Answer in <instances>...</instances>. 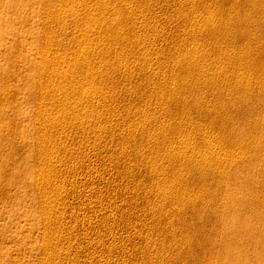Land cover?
I'll use <instances>...</instances> for the list:
<instances>
[{
	"label": "rangeland",
	"instance_id": "rangeland-1",
	"mask_svg": "<svg viewBox=\"0 0 264 264\" xmlns=\"http://www.w3.org/2000/svg\"><path fill=\"white\" fill-rule=\"evenodd\" d=\"M72 1H74V2H72ZM116 1L117 0L113 1L114 2L113 6L115 4L117 7L116 6H114V7L112 6V4L110 3V2H112V0L109 1V2L105 1V2H107V4H106L107 6H109V3H110L111 7L113 8L112 9L109 6L110 10H108L107 9L108 7L107 8L104 7L105 6L104 5L105 4L104 0L103 1H101V0H99V1L98 0H90V1L89 0H85V2H84V0L83 1L79 0V2H78V0H63V1L62 0H57V1L56 0H53V1L52 0H0V264H138V262H139V264H152V263L153 264H178V263L179 264H189V262L192 264L193 261H194L193 264H205V261L206 262L208 261L209 264H230V263L233 264V263H236V262H239L240 264H264L263 263L264 262V221L261 220V219H257L255 216L252 217V218H248V215H247V213H248L247 206L249 207L250 205H252L254 203L253 196L256 193L257 194H260V193L262 194L263 193V195H262L263 202H262L261 205L264 207V191H263V189H264V100H263L264 99V82H263L264 80L263 79L264 78H261V77L258 76V73H259L260 76L263 75V77H264V74H262V73H264V69H263L264 68V55H263L264 54V48L259 49V48H261L262 45H264V30H263L264 29V8H263L264 6H260V3L261 2L264 3V0H253L251 2H250V0H214V1L213 0H210V1L209 0H204V1L203 0H199L200 2L198 0H191V1L190 0H179V1L178 0H157V1L156 0H145V1L142 0L141 3L138 2L139 5L137 3V0H130L132 4H136L135 6H137V8L138 7L141 8L140 7L141 4H145V3L147 4V5H144V7L141 5L142 9H143V12H142V9H141V13H143V14L140 13V11H139L140 9L139 8L137 9L139 11L137 14H140L141 17H144L146 23L150 22V24L147 23V25L148 24L150 25V27H149L150 29L147 28L145 31L144 30L142 31V29L140 27H139V30L135 29V31L138 32V34H139V36H138L139 38H141L143 36V34H145V36L142 39L144 41H146L147 45L145 44L146 47L145 46H143V47L140 46V49H139L140 50V54H138V53L135 54V56H133V58H131L132 56H129L128 59H127V63H125L126 61L123 62V64H124L123 65V69H122L123 71L121 69H119V71H117L118 69H116V68H112V67L110 68V65H112V63L117 62V61L112 62L113 59L115 60V58H113V57L108 58L106 55H103V53H101L102 51H104V48H106L105 46H108V44L105 45L106 41H108V40L105 37H103V38L101 37L102 40L104 39L102 41L103 43L100 42V44H102L101 47H103V48L99 47V49H98V47H97L98 50H95V52L101 53L102 56L100 54H98V53L93 52L92 53L93 56H92V54L90 55V57L92 56L91 58L93 60L91 58L90 59L92 61H96V63L94 62V64H99L100 65V67H98L99 65H95V69L98 67V69H96L95 71L98 74H100V72H101L102 75L101 74L100 75L102 77L100 75H98L94 71L95 75L97 74L98 76L96 75L97 77L95 76V79L92 80L93 85H91L92 84V83H90L91 81H89L88 83L91 85V87L92 86L95 87L96 85L97 86L99 85L98 87L97 86L96 87L98 89V92H102V93H98L97 94L98 96L96 95L97 97H99V99L95 96L96 98H94L95 100L93 99L94 101L91 100L92 102H90V103L89 102L87 103V101H86L87 105H86L85 102H83V103H85V104H83L84 107L88 110V111L87 110H82V112L84 114H86L88 112L87 113L88 115L86 114V116H87L86 118H85V115L83 114L84 115L83 116L82 112L81 111L79 112V110L77 109L76 112L79 115L77 114L78 117L76 119H74L75 117H73L74 116L73 115V113H74L73 109H75V106H73V104L71 102H67V103L66 102H60V106H59V104L57 105V103H54L56 98H54V99L52 98L54 100L52 102V99L49 98V96L47 95L48 93H46L44 95L45 91L46 92L48 91V87H46L48 82H49V84L52 83V82L53 83L55 82L54 84H56L58 82L70 84L71 81H73L74 83L72 82L71 84H76V85L78 84L79 85V83H81V80H80L81 78L80 77L83 75V73H81L82 72L81 69L83 67H81L80 65H77L79 67L73 66V62H72L73 57H71L70 55L73 52V53H75L74 55L76 56L77 48L82 47L81 45H79V43H80L79 40L82 39L83 41H82L81 44H84L87 41L86 39L88 38V36L87 37L81 36L80 35L81 33H79V32L78 33L75 32V34H74V32L72 30L74 29V26H75V24L77 23L78 20L76 21L77 18L76 19L75 18L72 19V16L69 15L70 13H67L68 11L64 12L65 11L64 9L68 8V6H70L69 4H72V3L75 4L76 3L77 5L75 4L76 5L75 9L77 11L79 10L81 12V16L82 17H84V15H86L84 17L85 19L80 16V19L82 18L83 20H85L84 22H86V20L89 19L88 17H90V19L93 20V21H95L94 20L95 18H96L97 21L99 19L101 21L100 16L103 15V13H102L103 11H104V15H105L104 8H106L107 9L106 11H108L106 13H109L111 16L113 15L114 12H116V13H114V15L115 14L119 15L120 13L123 12L122 10H125L128 15H129L128 11H131V10L135 11L133 9V6H131L132 9L130 8L131 10L130 9L126 10L125 5L122 8L121 7V5H123V1L122 0H118L117 2ZM119 1H121V2L118 3ZM230 1H232V3ZM56 2L58 3V5L60 7L57 5ZM95 2H97V4H95ZM235 2L237 3L236 8H234L235 7L234 5L236 4ZM65 3H66L67 7H65ZM67 3H68V5H67ZM101 3H102V5H101ZM152 3H153V5H151ZM203 3H205L207 5H209L211 3L210 6H213V7L218 5L219 8H220V6H223V4L225 3L224 4L225 7L223 6L222 9H225L226 11H228L229 8H233L236 11H239V13H243L244 19L246 18V22H247L246 26L248 24L249 25L248 27L252 28L251 38L250 37L246 38L247 42H248V38H250L249 41L251 40L252 42L250 41V43L247 44V42H245L246 40H245L244 36L238 34L237 39H235V42H234V43H236V42L237 43L234 46H232L233 43H232V45L230 43L229 44L230 47L227 45L228 49L230 48L229 51L233 47L231 52H232L233 55H237V56H235V57H237V59L239 58L238 56H240V58H239V59H241L240 60V65H238L240 68L239 67H233L232 63L230 61V63L228 62V63L224 64L225 67H226V64H227V67L228 66L230 67V68L228 67L230 69V71H229L228 68H225L224 71H223L226 74H228V71H229V73L230 72L231 73L232 72L236 73V71H237L236 84H238V86L242 88L243 85H245L244 83H246L248 85L250 83L249 87H251V88L249 89L248 85H245L244 86L245 90H244V88H242L243 90L242 89L241 90L237 89L238 86L234 82H232L233 84H231V81H229L228 79H227V81L224 80V76H223L224 73L222 72L223 73V75H222V73H221L222 70H220V73H219L220 75L219 76L216 75L217 79H215V80L213 79L212 81L210 79H208L205 84H203L204 83L203 82L201 84V86L198 85L199 89L201 90L200 91L198 89L200 91V95H201V96L200 95L199 96H200L201 101L203 100L202 101L203 102L202 103L203 106H200L199 104H196L197 103L196 101L194 102L195 104L192 102L195 99V98H193L195 96L194 93L198 92L195 89H197L198 87H196V88L192 87L191 83H188V85L184 84V83H186V82H183L184 80H180L179 81V83H181V84L178 87L177 84H179V83L177 81L179 79H181V75L179 74L180 73L179 70L177 71V69L175 68L176 70L174 69L173 73L175 71H176V73H174V74L172 72L170 73L168 71V70H170L169 69L171 67L170 65H174L175 61H172L170 59L168 60L165 57L162 58V56L164 55V53L166 54V52H168L170 50H174V48L179 47V45L181 46L182 44H184L186 42L188 44H190V45H197V46L200 45L201 43L202 44L204 43L203 46H202V47H204V45H205L204 48L208 47V43L207 42H209V41L212 42V41L216 40L217 38H218L217 41H219V43H220L221 36L220 37L216 36L217 38L214 39L215 35H213L214 37L211 36L213 38V40H212V38L209 37L208 35L205 37L204 35H206V34L200 35V40H202V41L204 40V41L203 42H199L198 41L200 43L199 44V43L196 42L195 39H193V37L190 38L189 35L186 34L187 33L186 31L189 30V28L191 27V24H190L191 21H190V18H188V17H191V15H193L195 13L197 15L198 13L203 12V8H202V6L204 5ZM215 3H218V4H216L215 6L212 5V4H215ZM84 4L85 5L91 4V6L87 5L88 6L87 7ZM118 4L120 5V7H119ZM95 5H97V6H95ZM226 5L228 6V10L226 9L227 8ZM83 6H85V7H83ZM89 6H90V8H89ZM146 6H148L149 9H148V7L146 8ZM152 6H154L155 9H154V7L152 8ZM57 7L63 9L64 11L59 9V8H57ZM96 8H98L100 11L97 10ZM102 8H103V10H102ZM144 8H146V9L144 10ZM217 8L218 7L216 6V10H217ZM240 8H241V10H240ZM245 8H247L246 11L244 10ZM56 9H57V13H60V12L61 13L60 14L55 13ZM135 9H136V7H135ZM58 10H59V12H58ZM83 10H85V11L87 10V11L85 12ZM243 10H244V12H243ZM62 11L64 13H62ZM226 11L222 13V16L229 13V12H226ZM90 12L94 16L91 15ZM97 12H99V13H97ZM124 12H123V14H126V12L125 13ZM214 12L217 13V11H214ZM219 12H221V10L218 11V13ZM185 13L187 14V17L185 15ZM52 14H53V16H52ZM63 14H65V15H63ZM89 14H90V16H89ZM188 14H190V15H188ZM220 14H216L217 17L220 16ZM57 15H59V16H57ZM60 15L62 16L61 19H64V20H60L59 19V17H61ZM145 15H148V16H145ZM54 17L57 20H59V21L54 19ZM48 18H49V20H48ZM97 18H99V19H97ZM157 18H158V20H157ZM65 19H66V21H65ZM82 19H81V21H78V24L75 27V29H77L78 27H79L78 29L83 28L82 26L80 27V25L81 24L83 25V23H84ZM142 19H140V20H142ZM53 20H55V22L56 21L57 22L55 23ZM60 21L62 23H60ZM100 21H98L97 23H100ZM127 22L130 24L131 20H128ZM183 22H184V24H183ZM57 23H59L60 26ZM185 23L186 24L188 23V24L185 25ZM101 24H102V22H101ZM102 25L103 26H100L99 29H102V27L104 28V23ZM197 25L199 26L200 22L195 24L196 27H198ZM187 26H188V29L186 28ZM62 27L65 30L61 29ZM127 27H128V25H127ZM157 27H158V29H157L158 31L156 30ZM253 27H254V29H253ZM58 29H60V31ZM128 32H127V34H125L126 37L127 36L129 37V33L130 32L129 33ZM50 33H51V36L53 38L50 36ZM82 35H84V34H82ZM93 35H95V33L92 34L90 37H92ZM23 36H24V38H22ZM96 36H93L91 39H93L95 37L94 38L95 40L97 38H98L97 40H100V38L99 37L96 38ZM45 37L46 38L50 37L49 40H50L51 43L47 42L49 40H48V38L46 40ZM72 37L73 38L76 37L75 40H77V41L75 42V40H73ZM149 37H150V39H149ZM187 37H188V39H187ZM206 38H207V40H206ZM222 38H223V36H222ZM258 38H259V40H258ZM56 39H58L59 41L56 40ZM190 39H191V41H189ZM222 40L224 41L225 37ZM222 40H221L220 44L224 43ZM130 41L131 40H129V42H128V40L124 41V43L125 42L128 43V46H127V43H125V45L128 48L126 46H124V45L123 46L121 45V49L123 47H125L121 51L124 50L126 52L131 47V44L133 45V42H130ZM260 41H261V45L259 47ZM44 42L46 43L45 46L43 45V44H45ZM73 42H75L76 44L73 43ZM151 42L154 44V46H153V44ZM53 43H54V45H52ZM75 45H77L79 47H75ZM148 45H150V46L148 47ZM171 46H173L174 48H171ZM237 46H238V48H237ZM249 46H250V48H249ZM45 47H46L45 51L46 50H47V52L49 51L48 53H50L52 56L50 54H48V53H47L48 57L44 56V52L45 51L43 49ZM52 47H54V48H52ZM147 47L149 49H147ZM154 47L156 49H154ZM223 47H225L224 44H223ZM227 47H225V51H226ZM41 48H42V50H41ZM51 48H52V50H51ZM71 48H73L74 51ZM143 48L146 49V50L144 51ZM151 48H153L154 51ZM150 49H151V51H149ZM100 50H102V51H100ZM119 50H120V48H119ZM166 50H168V51H166ZM236 50H237V52H236ZM243 50H245L244 53L245 52L247 53V51H248L249 55L248 54L244 55ZM38 51H39V53H37ZM53 51H54V54H52ZM57 51L60 52L59 54H61V56L58 54ZM147 51H148V53H150L152 51L155 52V53L157 51H159V53L161 52L160 54H162V55H160L158 52H157V55H159L161 57V59H163V60H161V61L159 60L160 61L159 62V61H157L154 58L155 61L154 60L150 61L151 63H149V62H146V63L145 62H141V61H143L142 58L144 57V55L145 54L148 55ZM61 52L65 53V54H62ZM153 52L150 53L151 58L154 57V55H152ZM67 53H70L69 56L67 55ZM237 53H239V54H237ZM242 54H243V56H242ZM57 55H59L58 58L56 57ZM74 55H72V56H74ZM138 55H139V57H138ZM141 55H143V57ZM258 55L260 56V58H259ZM42 56H43V58H42ZM49 56H51L52 58L49 57ZM95 56H98L99 59H98V57L95 58ZM150 56H149V58H150ZM45 57H47L46 60L48 59L47 60L48 64L45 63V61H46V60H44ZM53 57H54V59H53ZM69 57H71L72 59H70ZM136 57H137V60H135ZM56 58H57V61H56ZM40 59H42V61ZM61 59H63V60L67 59L68 62L70 61L72 63L69 62L70 63L69 64L66 60H65L66 61L65 62V61H62ZM61 61L65 62V63H67L69 65H67L65 63L63 64ZM100 61H101L102 64L97 63V62H100ZM110 61L112 63H110ZM130 61H132V64L130 63ZM156 61H157V63H156ZM39 62H40V64H39ZM103 62H105V64H103ZM134 62H135V66H137V67L133 66ZM139 62H140V64H139ZM161 62L166 64L165 66L169 67V68L163 67L164 64H162ZM128 63L130 65H132L133 68ZM137 63H138L139 66L137 65ZM141 63L143 64V67H145L147 65L146 66V70H143V71H144V73L148 72V74H144L143 71H141V69H145V68L142 67ZM167 64L169 66H167ZM230 64H231L232 67L230 66ZM258 64L262 65L263 68H261V66H259ZM47 65H49V66H47ZM51 65H53V66H51ZM61 65L63 66V68L60 67ZM102 65H104V68H103ZM106 65H107V68L105 67ZM149 65H150V67H148ZM152 65L155 66V67L154 66L153 67L157 71L152 67ZM160 65H161V67H160ZM39 66L41 67V69H40ZM158 66H159V68H158ZM44 67H46L47 70ZM69 67H71V68H69ZM74 67H76V68H74ZM140 67H142V68H140ZM151 67H152V69H150ZM67 68H69V69H67ZM85 68L86 67L83 68V72L86 70ZM101 68H103L104 70H106L108 72L104 71ZM126 68H128L127 71H126ZM148 68H149L150 71L148 70ZM161 68H162V71H160ZM234 68H236V69H234ZM48 69H50L49 72H48ZM58 69L61 72H65V73H68V71H69V74L71 76L68 77V79H65L66 77H59L60 79L62 78L61 80L58 79V77L53 78L52 75L47 77L49 75V73L52 72V70L56 71ZM99 69L102 70V71H98ZM107 69H109V70H107ZM114 69L116 71H114ZM164 69L165 70L168 69V70L165 71ZM226 69H227V71H225ZM246 69H250V71L248 70L249 71L248 74H246L247 73ZM260 69H261V71H260ZM262 69H263V71H262ZM120 70H121V72H120ZM234 70H236V71H234ZM109 71H110L111 74L113 72H115V73L111 75V74H109ZM130 71H131L132 74L129 73ZM241 71H242V73H240ZM243 71H244V73H243ZM72 72H73V76L71 74ZM117 72H119V73L117 74ZM153 72H154L155 75L152 74ZM159 72H161V73H159ZM162 72L164 73V75H161ZM103 73L106 74V75H103ZM123 73H125L127 75L125 76V74H123ZM150 73H151V76H150ZM177 73H178V75H176ZM108 74H109V76H108ZM168 74H171V75H168ZM172 74L176 75V76H174V77H176V78H174V79H176V81L174 80L175 84L172 82L171 79H168V77L172 76ZM240 74H241V76H239ZM242 74L244 75L245 78H243ZM245 74H246V76H245ZM250 74L252 75V77H251ZM37 75L40 76V77H38ZM147 75H149V76H147ZM156 75L159 76V77H157ZM165 75H166V77H164ZM191 75L195 76L194 74H191ZM75 76H76V78H75ZM127 76H128V78H127ZM143 76H145L144 78H149V77H151V78H149V80H148V79L142 78ZM98 77L100 79L105 77V79L104 78L103 79L106 80V81H102V79L100 80ZM123 77H125V78H123ZM152 77H154L153 78L154 80H152ZM177 77H179V78H177ZM238 77H239V79L241 77L243 79L241 78L240 79L241 81H240L238 79ZM248 77H250V79ZM51 78L53 80L54 79L55 80L53 81ZM97 78H98V80H97ZM117 78H118V80H117ZM156 78H158L159 80H157ZM166 78H167V80H165ZM251 78L253 79V81H252ZM50 79H51V82H50ZM56 79H58L59 81H57ZM77 79H78V81L80 80V82H76ZM163 79L165 80L164 83H163V81H161ZM188 79H189V77H188ZM219 79H221L222 81H225V82L219 83V82H221ZM259 79H261V80H259ZM43 80H44V83H43ZM45 80L48 81V82L46 83ZM62 80H63V82H62ZM242 80H243L244 83L242 82ZM247 80L249 81V83H247L248 82ZM38 81L40 82V84H39ZM149 81H151V83L153 82L152 85H151V83ZM170 81L173 83V87L175 85L174 89L171 87L172 83ZM188 81H190V79ZM208 81H209V83H208ZM213 81H214V83H212ZM114 82H116V83L114 84ZM123 82H124V84H123ZM140 82H141V84H140ZM154 82H155V84L157 83L155 85L156 86L155 89H154V87H155L154 86ZM158 82H160V83L158 84ZM166 82L168 84H170V85H168ZM255 82L257 84H255ZM260 82H262V84H259ZM88 83H85V84H88ZM144 83H146V84H144ZM147 83L150 84V88L152 86V89L148 88L149 86L146 87V85H149ZM162 83L164 85H162ZM218 83H219V85H218ZM252 83H253V85H251ZM165 84L168 85V86H165ZM183 84L186 85V86H183ZM189 84H190V86H189ZM76 85H74V86H76ZM88 85H87V87H88ZM118 85H120V86H118ZM158 85L160 86V88L162 86V88L161 89L158 88L159 87ZM224 85H229V86L232 85V86H230V87L227 86L228 87L227 88ZM33 86H34V88H33ZM108 86L110 88L111 87H113V88L116 87L115 88L116 91H114L113 88L110 89ZM142 86H143V89H142ZM36 87H37V89H36ZM107 87H108V90H107ZM163 87H165V88L168 87V88L165 89ZM169 87H170V91L172 90V92H170V93H172V94H170L171 96L167 95L168 96L167 97L165 95V93H164L165 96H162L163 95V90L165 89L164 91H166L167 89H169ZM180 87H182V88L184 87V88L181 89ZM217 87H219V88H217ZM102 88H104V89H102ZM117 88H118V90H117ZM123 88H125V90ZM178 88H180V89H178ZM42 89H44V90H42ZM99 89H101V91ZM186 89H187V91H186ZM227 89H228V91H227ZM233 89H234V91H233ZM181 90H182V92H181ZM236 90H238V91H236ZM119 91H120V93L118 94ZM156 91H158V93L159 92L160 93L157 94ZM39 92L42 93V94H40ZM67 92H70V91L68 90ZM125 92H126V94H125ZM149 92L150 93L152 92V95ZM174 92H175V94H174ZM177 92H179L181 94H179ZM110 93L111 94L114 93L113 96ZM224 93H226V94H224ZM101 94H103L104 96H102ZM143 94H145L146 98L144 97ZM160 94H162V95H160ZM190 94L191 95L193 94V96L191 97ZM67 95H68V93H67ZM108 95H109V97H107ZM154 95L156 97L158 96L157 97L158 99ZM173 95H175V96L172 98ZM178 95H180L181 97H179ZM123 96L124 97L126 96L125 99H124ZM37 98L40 99V100H38ZM164 98H165V101H167V102L164 101ZM167 98H169V99H167ZM187 98H188V100H187ZM96 99L97 100H101V101H97ZM128 99H130V101ZM107 100H108V102H107ZM131 100L133 101V103H132ZM146 100H148V101H146ZM168 100H170V102ZM111 101H112V103H111ZM180 101H182V102H180ZM235 101H237V102H235ZM33 102H35V103L33 104ZM46 102H48L50 104H48ZM93 102L104 103L103 104L104 106L101 105V109L103 108L102 110H104V111L106 110L108 113L106 111L104 113L103 112L100 113L101 112L100 104L98 103L96 105V103H94L95 104L94 105V104H92ZM106 102H107L108 105L106 104ZM159 102H162V104L161 105H157ZM136 103L138 104V106H137ZM144 103L147 104V105H144ZM204 103H206L207 105L204 104ZM61 104H62V106H61ZM140 104H141V106H140ZM222 104H224V106ZM66 105H68V106H66ZM89 105H91L92 107L95 106V108L99 105V107H97L99 109V111H97L95 113L97 108L96 109L92 108V109H94L92 111L91 106L89 107ZM150 105L153 106V107H151ZM204 105H206L207 107L206 106L204 107ZM63 106H64V108H63ZM106 106H107V108H104ZM154 106H156V108H154ZM14 107H16V108H14ZM67 107H69L70 109L73 107L72 108L73 111L70 110ZM84 107H81V108L84 109ZM124 107H126V108H124ZM131 107H132L133 110L131 109ZM141 107L143 108L142 111L146 113V117L148 115H150V113H152V115H154V116H152V115L149 116L150 118H153L152 121L148 117L146 118L145 115L141 116L142 113L140 114V112L138 110ZM159 107L163 108V109H161V111H159L160 110V109H158ZM166 107H168V108L166 109ZM169 107H170V109H169ZM194 107H196V108H194ZM52 108H53V110H52ZM55 108L58 110V112L55 110ZM89 108H90V110H89ZM108 108L110 110H107ZM153 108L155 109V111L151 112L153 110ZM174 108H175V110H174ZM184 108L186 109V111H185ZM207 108H209V109H207ZM59 109H62L63 111L65 110V112H62V110H59ZM126 109H127V111H126ZM128 109L131 110V111H129ZM182 109H183V112H182ZM112 110L113 111L115 110V111L113 112ZM162 110L164 111L163 113H165L166 110L169 113L166 112L165 114L159 115L158 113L161 114ZM177 110L178 111L180 110V112L178 113ZM203 110H204V112H203ZM207 110H210V111H207ZM45 111H46V114L48 116L45 114ZM90 111H91V114H89ZM42 112H44V113H42ZM66 112H67V114H66ZM112 112H113L114 115L112 114ZM138 112H139L140 116H139ZM212 112L214 113V115H213ZM60 113H63L64 115L60 114ZM127 113H130V114L132 113L133 114L132 118ZM145 113H143V114H145ZM14 114H16V115H14ZM96 114H98V116H100V114L101 115L104 114V115L100 116L101 117V120H100V119H97L98 117L96 116ZM107 114H108L109 118L107 117ZM122 114H123V116L125 115L127 120L128 119L129 120H131V119L133 120L134 118H138V119H134L137 124L134 121L132 122V120L128 121V123L130 122V125H132L131 127L134 128L135 125H137V126H139V125L140 126H145L146 125V126H148L147 128L150 129V131L148 132V129H146V130L144 129L143 131H139L141 133H139L138 131L137 132L136 131L132 132L134 135L131 134V136H129L130 139H131L130 140L129 137L127 136V133H121V132H123V130L121 128H123V126L125 127L126 125L127 126L129 125V124H127V120L125 119V117L123 119ZM182 114L183 115L185 114L186 116L188 115L187 116L188 120H187L186 116L185 115L183 116ZM45 115L48 117V121L51 120L50 122L46 121L47 117ZM93 115H95L96 117L93 116ZM63 116H64V119H63ZM105 116L109 120L111 119L110 121L114 122L115 120H117L118 123L116 121L114 123H111L108 119H106V118L104 119ZM114 116H116V117L114 118ZM127 116H129L131 119L129 117H127ZM158 116L160 118H161V116H163V118H161V120H160V118ZM165 116H167V117H165ZM181 116L184 117L185 119L182 118ZM44 117H46V118H44ZM51 117L54 118L55 120H53ZM65 117H67V118H65ZM71 117H72V120L70 119ZM82 117L84 119H88V117L89 118H93L92 120H95V121L97 120L95 122L96 124L98 123V120L99 121H103L102 119H104L106 121L104 123L100 122L99 126H100V128H101V126L103 128L100 129L99 126H98L99 129L96 130V132L98 133L99 136L96 135L97 133H95V135L92 133V130L97 128L95 123L94 124H95L96 127L94 126L93 123H91V124L87 123L89 125H92V126H90L91 128L86 123H80V124L78 123V121L80 119H83ZM111 117L113 119H115V120H112ZM143 117H145L146 119L143 118ZM154 117L157 118V120L155 118L156 122L154 121ZM252 117H254V118H252ZM40 118H41V120H40ZM116 118H118V119H116ZM190 118H192V119H190ZM65 119H67V120H65ZM68 119H69V121H71V125L73 124V126H72L73 128H74V126H76L74 129H72L71 125L69 126L70 123L69 124L65 123L66 121L69 122ZM142 119L143 120L145 119L148 123L146 124V122L142 121ZM43 120H44V122H43ZM74 120H75V122H74ZM76 120H78V121L76 122ZM107 120L112 125L108 124ZM178 120H179V122H178ZM189 120H190V122L195 120L193 122L194 123L193 127L195 129L193 128L194 129L193 130L192 127H191V129L188 128V130L190 129V130L193 131V133L195 132V134H196L195 138L197 140L201 141V142L197 143L198 141L194 140L195 139L194 138L193 139L194 141L192 140V142H194L193 145L197 144L199 147H202L201 138L200 137L197 138L198 135L202 134L201 133V132H203L202 130H204L206 135H212L211 137H214L215 133L217 134V135H215L216 137L219 136L218 132L221 131V129H220L221 128L220 127V123H221L223 127L228 126V127H226L224 129V136L225 137L228 136V137L227 138L223 137V142L230 140L229 141L230 144H227V143L223 144L221 142H216L215 145H214L215 148H214V146H212V148H214L219 154L224 156V158H227V157L229 159L231 158V154H230L231 150L234 152L232 154H235V155H236V153H238V154L236 156H233L234 158H231L228 161H227V159L223 161V165L225 163L227 165V166L224 165L225 167H223V170L225 172L227 171L226 173H228V174H226L224 171H222V176L221 177L224 178V181H223V178L220 179L217 176V174L215 173V171H213V170H212L211 173L210 172L208 173L209 170H207L205 172H201L202 169L199 168L200 166L193 165L194 166V168H193V166L188 165L189 164V158H185L186 155L185 156L181 155L180 157L181 158L183 157V158H182L181 161H179V163L181 162L180 164H183V165H185V163H186L185 166H183V165L180 166V165L177 164L175 166L176 167L175 169H174V167H172V172H171V169H170L171 167L168 166L169 168L168 167L167 168L170 169V171L167 169L165 172H166V174L168 173V175L165 174L164 176H167L165 178L170 183L174 182V178H173L174 176H172V174L175 172V170H176V173H177L178 169L180 170L181 168H184V169H182L183 171L180 170V171H182V173L180 172V173H177L178 175L177 174L176 175H177V178L179 176L178 181H180L182 179L181 181H184L186 183V185L184 186L185 189L183 190L184 191L183 192L184 196L187 195L185 197L186 201L185 200L183 201V205L185 204L186 206L184 205V206H181V207L177 208L176 202L173 205L171 204L172 205L171 206V205H169L170 204L169 202H166L165 204L164 203L162 204L161 201L158 200V192L160 191V189L155 187V182L157 181L158 177H156V179H155L156 174H155L154 178H153V175L150 176L149 175V169H148L149 167H145V166H149L150 163H152V165L155 164L154 166H156V163L158 164V162L157 161L155 162L154 159H153L154 162H152L153 160H152L151 156L148 153V147L149 146L153 147L151 145V143H149V144L145 143L146 145H148L147 148H144V147L142 148V145L144 144L145 141L148 142V141H151L153 138H157V137H158L157 138L158 140L159 139L160 140L163 139L165 141H167L169 139V136L170 137L172 136L171 138H174L173 137V133L176 130V127H178V126L181 129V131H180L181 134L179 133V135H181V137H184V135L186 136L187 134H185V133L188 130H185V126L187 125V123H190ZM253 120L258 122L259 126H258L257 130H253L252 127H251ZM72 121L74 123H72ZM119 121L122 122V124ZM139 121H140V123H139ZM229 121H230V123H228ZM142 122H144L145 125H143ZM158 122H160V123H158ZM180 122H182V123H180ZM198 122H199V124H198ZM209 122L212 123V124H210ZM223 122H226V123H223ZM46 123H47V125H46ZM48 123H49V125L51 124V126H48ZM52 123H53V125H52ZM57 123H59V124H57ZM102 123H103V125H102ZM151 123H153V124H151ZM162 123H163V126L166 127L164 129L169 132L167 134V136L166 135L164 136L167 139H165L164 137H161V136H163L162 134H158V136L156 134L157 130L161 127L160 124H162ZM171 123H172V125H171ZM207 123H209V124H207ZM217 123H218V125H217ZM56 124H57V126L58 125L59 126L57 127ZM81 124L83 125V127H82ZM84 124L87 125V126H85ZM106 124L108 126L111 125L110 126L111 128H109V127L107 128ZM42 125L44 127H42ZM54 125H55V127L57 129H59V130L56 129L57 133H56V130L54 128ZM61 125H63V126H61ZM66 125H68L69 128ZM47 126L49 127V129H48ZM65 126L67 128H64ZM77 126L79 127V130H78ZM84 126L86 128H88V127L89 128L86 129ZM137 126H135V127H137ZM163 126L161 128H163ZM206 126H209V127H206ZM213 126H214V128H213ZM215 126H216V128H215ZM59 127H61V128H59ZM150 127H156V128L155 129L153 128L151 130ZM157 127H158V129H157ZM171 127H173V128H171ZM183 127H184V129H183ZM204 127H206V128H204ZM44 128L47 130V132H46V130L44 131ZM84 128L86 130H84ZM104 128L106 129V131H109L107 129H110V131L109 132H105L104 131V133H103L102 130ZM125 128H123V129H125ZM111 129H112V132H111ZM182 129L185 131V133H184V131ZM48 130L50 132H52V133H49ZM54 130H55V132H53ZM73 130H76V131L73 132ZM217 130H219V131H217ZM42 131H44V132H42ZM59 131H60V134L63 133L62 135L63 136L65 135V137L62 138V135L58 134ZM70 131H72V132H70ZM152 131L153 132L156 131V133H155L156 135ZM80 132H81V134H80ZM82 132L84 134H82ZM90 132L92 133L91 135H90ZM113 132H114V134H113L114 136L112 135ZM115 132L117 134H119V132H120V135L115 134ZM150 132H152V133H150ZM212 132H213V134H211ZM226 132H227L228 135H226ZM43 133L44 134L49 133V134H47L48 136H51V135L54 134L53 136L56 135L55 137L57 139L55 137H53V136H51L50 138L53 137L55 140H53V138H52V140L50 138H47V140H50V141H48V143H49V145H48L47 144V140H45V141L43 140V136H42V135H44ZM101 133H102V135L104 137L102 135H100ZM138 133L141 136H142V134H145V135L142 136V137L141 136L138 137L139 135H137V136L135 135V134H138ZM146 133H148V134L146 135ZM149 133L151 135L152 134L153 135L151 136ZM57 134H58V137H57ZM73 134H75V135H73ZM77 134L80 135V136H77ZM85 134H86V136H85ZM104 134H107L108 136H105ZM122 134L123 135L125 134L126 136L125 135L124 136L126 138ZM115 135H117V137H115ZM148 135H149V138H148ZM179 135H178V138L180 137ZM112 136L114 138H112ZM145 136H147V138ZM248 136H249V138H248ZM250 136H252L253 139ZM59 137H60V139H59ZM85 137H86L87 141L85 140ZM109 137H110V139H109ZM61 138H62V140L63 139L64 140L62 141ZM87 138H90V139H87ZM93 138L95 139V141H94ZM97 138H98V140H97ZM103 138H105V139H103ZM124 138H125V140L126 139L127 140L123 141ZM178 138L176 137V140ZM139 139H140L142 145H141V143L138 144L140 142ZM148 139H151V140H148ZM227 139H229V140H227ZM251 139H252V141H251ZM58 140H59V143L56 144L55 141L58 142ZM109 140L111 142H109ZM121 140L123 141V143H122ZM172 140L173 139H171V141ZM176 140L174 139V141H176ZM53 141H54V143H53ZM120 141H121V144H123V145L120 144ZM44 142H45V144H44ZM102 142L105 143V144H103ZM130 142H132V143H130ZM110 143L111 144L113 143L114 146H113V144L111 145ZM117 143H118V145H117ZM127 143H129V144H127ZM250 143H251V145H250ZM37 144H38V146H37ZM92 144L96 148H94ZM103 145H105V146H103ZM110 145L113 146V147L110 148L109 147ZM47 146H49L50 148L47 147ZM121 146H123V148ZM124 146L125 147L129 146L128 150ZM135 146H136V149L139 147L137 149V151L133 148ZM226 146H228V148ZM243 146L246 147V150H245V148ZM38 147H39V150H38ZM150 147H149V152H150V150L151 151L153 150ZM216 147H218V148H216ZM229 148H231V150ZM42 149H44V152H45L44 155L47 153L46 154L47 156L48 155L51 156L50 153L53 151L52 152L53 157L51 156L52 158L49 159L50 156H48V159H46L47 157L43 155V157L41 159V157H39V156L42 153L41 152ZM218 149H221V151L218 150ZM236 149H237V152H235ZM49 150H50V153H49ZM55 150L58 151V153H56V152L54 153ZM138 151L140 152V155H139ZM166 151L169 152V150L166 149L165 151H163V153L166 152ZM238 151L241 153L242 158H241V155L239 154ZM114 152H115V154H114ZM141 153H143L144 157H143V155ZM225 153L227 154V156H226ZM62 154H64V155H62ZM170 154H171V152H170ZM124 155H127V156L125 157ZM137 155H138V157H137ZM121 156L122 157L124 156V157L122 158ZM132 157H135V158H132ZM139 157H140V160H139ZM145 157H148V158H145ZM44 159L47 162L52 161V165L50 164L51 162L48 163L47 164L48 166H45V168L43 170V173L44 174L46 173V175L47 174L49 175L51 173L50 174L51 178H49L51 181L49 180L48 184H45L44 181H36V180H38V179L40 180L42 178L41 176H42L43 173L42 172L39 173V172H40V169L43 167V165H41L42 164L41 160L44 161ZM146 161H151V162H146ZM142 162L145 163V164H143ZM166 162H168V161H166ZM141 163L144 166L141 165ZM82 164H83V166H82ZM167 164H165V165H167ZM152 165H150V166H152ZM161 166H163V164ZM179 166H180V168H179ZM186 166L190 167V168H187ZM177 167H178V169H177ZM185 168H187V169H185ZM192 168L194 170H192ZM179 170H178V172H179ZM196 170H198L197 172H199V173L195 172ZM204 173H206L207 175L204 174ZM214 173H215L216 176L214 175ZM74 174H76V175H74ZM146 174L149 175V176H147ZM52 175H53V177H52ZM180 175H181V177H180ZM198 175H200V176H198ZM205 176L206 177L208 176V179L205 178ZM211 176H212V178H210ZM150 177H152V178L150 179ZM200 178H201L202 182L200 181ZM211 179L213 181L210 183ZM206 180H207L206 183L203 182V181H206ZM38 182H40V183H38ZM42 182H43V184H42ZM65 182H66V184H65ZM151 182H153L154 184L151 183ZM213 182H216V183H213ZM50 184L52 185V187L50 186ZM200 184H202V185L200 186ZM204 185H206L205 187L207 188V192L208 193L205 192L206 188L203 187ZM148 186H150L151 188L154 187V189H157V190H154L156 192L152 191V189L150 187H148ZM53 187L54 188L56 187L55 190H53L54 189ZM45 188H47V190ZM196 188L197 189L199 188V189L197 190ZM219 189H220V191H219ZM223 189H224V191H222ZM41 190L42 191L44 190L42 192L43 194L41 193ZM200 190H203L204 193L202 191H200ZM225 191H227V192H225ZM44 192H46V193H44ZM99 192H100V194H99ZM192 192L193 193L195 192V193L193 194ZM200 193L202 195L200 196V198H197V197H199ZM210 194H211L212 197L210 196ZM89 196H91V197H89ZM55 197H56V199H55ZM194 197H196L197 200L198 199H200V200L197 201L196 198H194ZM217 197H219V200H218ZM190 198H192V200ZM201 198L203 199L202 203H201V201H202ZM47 199H48L49 202H46ZM189 200H191V201H189ZM44 202L46 203V205H45ZM191 202H193V203H191ZM213 203H214L215 207H213L214 206ZM156 204L159 205L160 209L158 208V206ZM167 204L169 206H167ZM190 204H191V206H190ZM192 204L193 205L196 204L194 206V208H193ZM209 204H211L212 206L209 205ZM49 205H51V206H49ZM102 205L108 207L107 211L110 212V213H108L105 210L106 207L103 208ZM203 205H206L207 207L206 206L204 207ZM208 205H209V211H208ZM226 205L234 206L236 208H240L241 207L242 210H240L239 214L234 216L233 218L228 217L226 215H225L226 217L220 215L219 217H221V218H219L220 220L216 219L217 221L212 218V216H211L212 214H209V215L207 214V213H211V211H213V210L214 211L215 210H219L220 211L221 208H224ZM91 206H92V208H91ZM199 206H201V207L203 206L205 209H202L203 207L201 208ZM170 207H172L174 209L172 210V208H170ZM195 207H197V208H195ZM212 207H213V209H212ZM198 208H201V209L199 210ZM101 209H104V210H101ZM180 209H182V210L180 211ZM176 210H178L179 212L176 211ZM195 210H196V212H194ZM198 210H199V212H197ZM203 210L206 211V212H204ZM42 211H44V212H42ZM54 211H55V213H54ZM100 211H102V212L106 211V213L104 214V213H102ZM164 211L166 213L167 212L170 213L169 219H168V217L165 216V212ZM175 211H176V213H175ZM190 212H191V214H190ZM193 212H194V214H197L196 217L193 214ZM46 213H48L47 217L44 216ZM54 214H56L58 217L56 218V215H55V218H54L53 217ZM102 214H103V216H101ZM198 214H200L199 215L200 218L197 217ZM202 214L203 215L207 214V216L205 217V215H204V217H203ZM49 215H50V217H49ZM94 215H96V216H94ZM188 216H190V217L192 216L193 218H190ZM208 216H209V218H208ZM59 217H61V218H59ZM120 217H121V219H120ZM192 219H194V220H192ZM200 219H202L201 220L202 222H200ZM209 219H210V221H209ZM146 220H148V221H146ZM181 220H183V221L186 220V221H184V222L182 221L181 222ZM213 220H214V222H213ZM48 221H51V222H49V226L46 227V224H48ZM192 221L195 222V223L192 224ZM206 221L208 222V224L210 223L211 226L208 225ZM226 221L229 222V224H231L232 226L237 225L238 223L242 225L244 222H248V223L251 224V226L253 228L252 232H251V236H248V237L247 236L244 237L243 235L239 236L241 239H244V238L251 239L250 242H247L245 244V246H247V247L244 249V251L246 252V254L244 255V258L240 256V255H242V253L235 255L234 253H231V252H229L227 254L226 253L223 254V255H225V259H223L224 256L223 257L219 256V253L222 250L221 249L222 242H221V239H220V231H221V227L220 226H222V224L225 223ZM52 223H54L53 226H51ZM184 223H185V225H183ZM199 223H200V225H199ZM168 224H170V225L168 226ZM172 224H173V228H171ZM203 224H206L205 228H204ZM193 225L196 226V227H193ZM190 227H192L193 229H190ZM198 227L201 230V232L199 231ZM47 228H49L50 230L47 229ZM65 228H66V230H65ZM167 228H168L169 231L167 230ZM188 228L191 231L188 230ZM195 228H197V229H195ZM203 228H204V232H207V230H208V232L207 233H202ZM45 229L48 230L49 232L46 231ZM194 229H195V231L198 232V234L200 233L199 234L200 237L197 236L198 235L197 232L193 231ZM52 230L54 232L53 234H51ZM67 230H68V232H67ZM186 230H187V232L189 231L191 234H193V236H189L190 234L184 233V232H186ZM45 232H47V234L48 235L50 234V235L48 236ZM55 232H57V233H55ZM210 232H212V233H210ZM44 233H45V236H44ZM69 234H71V235H69ZM182 234H183V238H181ZM162 235H163V237H162ZM185 235H186V238H185ZM187 235H188V237H187ZM172 236H173V238H172ZM216 236H217V238H216ZM52 237H54V238H52ZM57 238H59V239H57ZM147 238H148V241H147ZM200 238L202 239L201 242H203L202 245H201V242H199ZM48 239H49V241H48ZM203 239H204V241H203ZM209 239H210V241H209ZM214 239L216 241H214ZM66 240H68V241H66ZM180 240H182V241H180ZM196 240H198L197 244H196V242H194ZM54 241H55V243H54ZM146 241H147V245L145 244ZM185 241H187V244L189 246L186 244ZM45 243H49L50 245L46 244L47 246H45ZM148 243H150L151 246H148ZM190 243H191V245H190ZM100 244H101V246H100ZM195 244H196V246L199 245V246H203V247H201V248L199 246L196 247ZM213 244H215V245H213ZM184 245H186V246H184ZM206 245H207V247H206ZM108 246H109V248H108ZM180 246H181V248H180ZM45 247L47 248V250H46ZM53 247H55V248H53ZM65 247H67V248H65ZM184 247H187L188 249L184 248ZM189 247H191L192 249L189 248ZM163 248L166 249V252L165 251L164 252L166 254H168L169 257L171 256L170 258L166 254H165V256H163L164 255V252H163L164 249ZM174 248L177 249V250H175ZM197 248H200V249H197ZM202 248H204V249H202ZM55 249L59 250L56 254H55V252H56ZM156 249L157 250L160 249L162 251V253L160 252V250L157 251ZM168 249H169V251H168ZM180 249H181V251L183 253L180 251ZM212 249H213V251L215 250L214 253L210 252V251H212ZM50 250H51V253H50ZM171 250H173L172 251L173 253L170 252ZM106 251H107V253H106ZM153 251H155V252H153ZM174 251H175V253L176 252H178V253L174 254ZM179 251L181 252V254H180ZM184 251H185V253H184ZM168 252L173 254V256L171 254H169ZM203 252H205V253H203ZM149 253L151 254V256H150ZM196 253H198L199 257H198V255ZM207 253H210V254H207ZM212 253H213V255H212ZM215 253H218V254H215ZM183 254H186V257H187V255L189 257L188 258L183 257L182 256ZM192 254H195V255L193 256ZM48 255H49V257H48ZM51 255H53V256H51ZM154 255H156V256H154ZM176 255L179 258H177ZM203 255H204V257H203ZM57 256H59V257H57ZM195 256H197V257H195ZM47 258H49V259H47ZM193 258H194V260H193ZM197 258H200V259H197ZM210 259H211V262L213 261L212 263L209 262ZM261 259H263V262H261ZM153 261H156L157 263H155Z\"/></svg>",
	"mask_w": 264,
	"mask_h": 264
},
{
	"label": "bare ground",
	"instance_id": "bare-ground-1",
	"mask_svg": "<svg viewBox=\"0 0 264 264\" xmlns=\"http://www.w3.org/2000/svg\"><path fill=\"white\" fill-rule=\"evenodd\" d=\"M53 1V0H52ZM57 1V0H56ZM63 1V0H62ZM80 1H83V0H80ZM90 1V0H89ZM99 1V0H98ZM101 1H103V0H101ZM105 1H107V2H109V1H111V0H104V7H108L107 9L108 10H110V7H111V4H112V6H113V1H115V0H112V2H110L109 3V6H107L106 4H107V2H105ZM118 1V0H117ZM116 1V2H117ZM123 1V5H121V7L123 8V6L125 5V7H126V10L127 9H132V7L131 6H133V9L136 11H133V10H131V11H128L129 12V15L127 14V12L125 11V10H122L123 12L125 11L126 12V14H123V12L122 13H120L119 15L118 14H115L114 15V13H116V12H114L113 13V15L111 16L109 13H106V12H108V11H106L107 9L106 8H104V10H105V15H104V11L102 12L103 13V17L102 16H100L99 14V16H100V18H101V21H100V19L99 18H97V19H99L98 21H100V23H97L98 21L96 20V18L94 19L95 21H93V20H91L90 19V17H88L89 19H87L86 20V22H84L85 20H83L82 18H84L86 15H84V17H82L81 16V12L78 10H76L75 9V6L77 5L76 3V5L75 4H69L70 6H68V8H66V9H61V8H59L60 6L58 5V3H57V5L59 6V7H57V8H59V9H61V10H63L64 12H66V11H68L67 13H70L69 15L70 16H72V19H76V21L78 20V21H81V19L83 20V25L81 24L80 25V27L82 26L83 28H80V29H75V27L77 26V24H78V21H77V23L75 24V26H74V29L72 30L73 32H74V34H75V32L76 33H81L80 35L81 36H85V37H87L88 36V38L86 39L87 41L84 43V44H81L82 43V39L81 40H79L80 41V43H79V45H81L82 47H79V46H77V45H75V47H79V48H77V50H76V56L74 55L75 53H73L72 52V54L70 55L71 57H73V60H72V62H73V66H77V65H80L81 67H86L85 69V71L83 72V68L81 69L82 70V72L81 73H83V75L80 77L81 79V83H79V85L77 84H71L73 81H71V83L70 84H68V83H61V82H58V83H56V84H54L53 82L52 83H50L49 84V82L48 81H46V83H47V86L46 87H48V91L46 92L45 91V93H44V95L46 94V93H48L47 95L49 96V98H56L55 99V102L54 103H57V105L59 104V106H60V102H71L72 104H73V106H75V109H73L74 110V113H73V117H75L74 119H76L77 117H78V113L76 112L77 111V109L79 110V112L81 111L82 112V110H87L85 107H84V105L83 104H85L86 103V101H87V103L89 102H92L91 100H93L94 98H96L98 95V93H102V92H98V89H97V87L99 86H97L96 84V88L94 87V86H92L91 87V85H93V83H92V80H94L95 79V76L98 74L95 70L96 69H98V67H100V65L99 64H94V62L96 63V61H92L93 59L91 58L92 56H93V52H95V50H98L99 49V47H101L102 46V44H100V42H102L103 40L101 39V37L103 38V37H105L108 41H106V44L105 45H107L108 44V46H105L106 48H104V51H102V50H100V51H102L101 53H103V55H106L108 58H110V57H113V58H115V60L113 59V61L112 62H114V61H117V62H114V63H112L111 61H110V63H112V65H110V68L112 67V68H116V69H118L117 71H119V69H123V62L124 61H126L125 63H127V59H128V57L129 56H132L131 58H133V56H135V54H140V46H145L146 47V41H144L142 38L145 36V34H143V36L141 37V38H139L138 36H139V34H138V32H136L135 31V29H137V30H139V27L142 29V31L144 30H146L147 28L148 29H150L149 27H150V22H147V23H149L148 25H147V23H146V21H145V18L144 17H141V15L140 14H137L139 11H140V13H141V9H142V6L144 7V5H147L146 3L145 4H141L140 5V7L141 8H139L140 10L138 11L137 9V6H135L136 4H132L131 3V1L130 0H122ZM141 1L142 0H137V3L138 2H140L141 3ZM145 1V0H144ZM157 1V0H156ZM179 1V0H178ZM191 1V0H190ZM199 1V0H198ZM204 1V0H203ZM210 1V0H209ZM214 1V0H213ZM251 1H253V0H250V2ZM72 2H74V1H72ZM78 2H79V0H78ZM84 2H85V0H84ZM88 2V1H87ZM86 2V3H87ZM115 2V3H116ZM121 1H119L118 3H120ZM134 2V1H133ZM149 2V1H148ZM154 2V1H153ZM172 2V1H171ZM193 2V1H192ZM200 2V1H199ZM219 2V1H218ZM231 3H232V1H230ZM237 2V1H236ZM235 2V3H236ZM243 2V1H242ZM83 3V2H82ZM90 3V2H89ZM103 3V2H102ZM102 3H101V5H102ZM135 3V2H134ZM144 3V2H143ZM157 3V2H156ZM181 3V2H180ZM196 3V2H195ZM61 4V3H60ZM63 4V3H62ZM95 4H97V2H95ZM204 5L202 6V8H203V12H201V13H198L197 15H196V13L195 14H193V15H191V17H188V18H190V21H191V27L189 28V30H187L185 33L186 34H188L189 35V37L191 38V37H193V39H195L196 40V42L197 43H199V42H203L202 40H200V35H204V34H206V35H204L205 37L208 35L209 37H211V36H213V35H215V37H214V39H216L217 37H220L221 36V40L225 37V40L223 41L224 43V46L225 47H227V45L230 47V43H231V45H232V43H233V45L232 46H234L236 43H234L235 42V39H237V36H238V34L239 35H243L244 36V38H245V40H246V38L247 37H250L251 38V34H252V28L251 27H248L249 25L247 24V26H246V18L244 19V15H243V13H239V11H236L235 9H233V8H229V10H228V6H227V10L228 11H226L225 9H222V7L224 6V4H223V6H220V8H219V6L218 5H216V4H218V3H215V4H212V5H216L218 8H217V10H216V6L215 7H213V6H210L211 5V3L209 4V5H207V4H205V3H203ZM227 4V3H226ZM249 4V3H248ZM247 4V5H248ZM259 4V3H258ZM64 5V4H63ZM67 5H68V3H67ZM74 5V6H73ZM79 5V4H78ZM83 5V4H82ZM85 5V4H84ZM87 5H90L91 6V4H87ZM87 5H85V6H87ZM99 5V4H98ZM119 5V4H118ZM138 5H139V3H138ZM151 5H153V3L151 4ZM202 5V4H201ZM246 5V6H247ZM22 6V5H21ZM85 6H83V7H85ZM90 6H89V8H90ZM94 6V5H93ZM95 6H97V5H95ZM114 6H116L115 4H114ZM113 6V7H114ZM149 6V5H148ZM148 6H146V8L148 7ZM156 6V5H155ZM235 7L234 8H236V6H237V3L234 5ZM245 6V5H244ZM260 6H264V3H260ZM63 7V6H62ZM65 7H67L66 6V3H65ZM88 7V6H87ZM99 7V6H98ZM117 7V6H116ZM115 7V8H116ZM119 7H120V5H119ZM135 7H136V9H135ZM154 6H152V8H153ZM225 7V6H224ZM259 7V6H258ZM13 8V7H12ZM29 8V7H28ZM77 8V7H76ZM88 8V9H89ZM103 8H102V10H103ZM112 8V7H111ZM146 8H144V10L146 9ZM201 8V9H202ZM264 8V7H263ZM33 9V8H32ZM52 9V8H51ZM82 9V8H81ZM80 9V10H81ZM95 9V8H94ZM97 10H99L98 8H96ZM101 9V8H100ZM113 9V8H112ZM148 9H149V7H148ZM154 9H155V7H154ZM239 9V8H238ZM237 9V10H238ZM246 9L247 8H245L244 10L246 11ZM256 9V8H255ZM53 10V9H52ZM96 10V11H97ZM221 10V12H219L218 13V11H220ZM240 10H241V8H240ZM244 10H243V12H244ZM13 11V10H12ZM44 11V10H43ZM54 11V10H53ZM62 11V13H64ZM82 11V10H81ZM83 11H85V10H83ZM87 11V10H86ZM85 11V12H86ZM89 11V10H88ZM94 11V10H93ZM100 11V10H99ZM151 11V10H150ZM149 11V12H150ZM185 11V10H184ZM183 11V12H184ZM214 11H217V13L216 12H214ZM229 12L228 14H225V15H223L222 16V13L223 12ZM58 12H59V10H58ZM100 12V13H101ZM124 12V13H125ZM142 12H143V9H142ZM146 12V11H145ZM152 12V11H151ZM190 12V11H189ZM242 12V11H241ZM54 13V12H53ZM55 13H57V9L55 10ZM54 13V14H55ZM61 13V12H60ZM60 13H57V14H60ZM84 13V12H83ZM88 13V12H87ZM97 13H99V12H97ZM119 13V12H118ZM191 13V12H190ZM221 13V14H220ZM247 13V12H246ZM50 14V13H49ZM66 14V13H65ZM65 14H63V15H65ZM90 14L91 15H93L91 12H90ZM90 14H89V16H90ZM122 14V15H121ZM141 14H143V13H141ZM145 14V13H144ZM164 14V13H163ZM216 14H220V16H218L217 17V15ZM67 15V14H66ZM68 15V16H69ZM160 15V14H159ZM185 15H186V17H187V14L185 13ZM188 15H190V14H188ZM52 16H53V14H52ZM57 16H59V15H57ZM61 16V15H60ZM80 16L82 17L81 19H80ZM94 16V15H93ZM92 16V17H93ZM96 16V15H95ZM108 16V17H107ZM145 16H148V15H145ZM151 16V15H150ZM153 16V15H152ZM228 16V17H227ZM18 17V16H17ZM56 17V16H55ZM54 17V19H56ZM65 17V16H64ZM97 17V16H96ZM161 17V16H160ZM256 17V16H255ZM62 18V16L61 17H59V19L60 20H64V19H61ZM143 18V19H142ZM171 18V17H170ZM181 18V17H180ZM254 18V17H253ZM71 19V20H72ZM85 19V18H84ZM93 19V18H92ZM133 19V20H132ZM139 19V20H138ZM140 19H142V20H140ZM168 19V18H167ZM186 19V18H185ZM48 20H49V18H48ZM57 20V19H56ZM69 20V19H68ZM89 20V21H88ZM128 20H131V22H130V24L127 22ZM157 20H158V18H157ZM187 20V19H186ZM18 21V20H17ZM54 22H55V20H53ZM57 21H59V20H57ZM56 21V22H57ZM65 21H66V19H65ZM73 21V20H72ZM71 21V22H72ZM160 21V20H159ZM55 22V23H56ZM70 22V23H71ZM101 22H102V24L104 23V28L102 27V29H99L100 28V26H103L102 24H101ZM178 22V21H177ZM200 22V27L198 26V27H196L195 26V24L196 23H199ZM17 23V22H16ZM60 23H62L61 21H60ZM64 23V22H63ZM75 23V22H74ZM73 23V24H74ZM140 23V24H139ZM174 23V22H173ZM195 23V24H194ZM202 23V24H201ZM58 25H59V23H57ZM56 24V25H57ZM66 24V23H65ZM183 24H184V22H183ZM188 24V23H187ZM186 23H185V25H187ZM253 24V23H252ZM51 25V24H50ZM62 25V24H61ZM68 25V24H67ZM127 25H128V27H127ZM254 25V24H253ZM60 26V25H59ZM58 26V27H59ZM64 26V25H63ZM66 26V25H65ZM79 26V25H78ZM157 26V25H156ZM159 26V25H158ZM167 26V25H166ZM173 26V25H172ZM190 26V25H189ZM45 27V26H44ZM174 27V26H173ZM60 28V27H59ZM73 28V27H72ZM98 28V29H97ZM155 28V27H154ZM153 28V29H154ZM187 29H188V26L186 27ZM197 28V29H196ZM61 29H64L63 27L61 28ZM127 29V30H126ZM152 29V30H153ZM158 29V27L156 28V30ZM182 29V28H181ZM253 29H254V27H253ZM59 31H60V29H58ZM65 30V29H64ZM164 30V29H163ZM185 30V29H184ZM248 30V31H247ZM264 30V29H263ZM71 31V32H72ZM129 33V37L127 36H125V34H127V32ZM158 31V30H157ZM170 31V30H169ZM180 31V30H179ZM238 31V32H237ZM14 32V31H13ZM140 32V31H139ZM52 33V32H51ZM51 33H50V36H51ZM60 33V32H59ZM95 33V35H93V36H96V38L97 37H99L100 38V40H95L94 38L93 39H91L92 37H90L92 34H94ZM97 33V34H96ZM151 33V32H150ZM154 33V32H153ZM165 33V32H164ZM183 33V32H182ZM261 33V32H260ZM45 34V33H44ZM72 34V33H71ZM82 34H84V35H82ZM155 34V33H154ZM22 35V34H21ZM20 35V36H21ZM79 35V36H80ZM48 36V35H47ZM67 36V35H66ZM147 36V35H146ZM153 36V35H152ZM151 36V37H152ZM160 36V35H159ZM187 36V35H186ZM217 36V37H216ZM222 36H223V38H222ZM52 37V36H51ZM59 37V36H58ZM170 37V36H169ZM203 37V36H202ZM228 37V38H227ZM254 37V36H253ZM22 38H24V36L22 37ZM48 38V37H47ZM47 38L45 37V39L47 40ZM50 38V37H49ZM49 38H48V40H49ZM53 38V37H52ZM62 38V37H61ZM78 38V37H77ZM84 38V37H83ZM184 38V37H183ZM212 38V37H211ZM250 38H248V42H247V40L245 41V42H247V44L248 43H250V41H249V39ZM72 39L73 40H75L76 39V37L75 38H73L72 37ZM149 39H150V37H149ZM163 39V38H162ZM186 39V38H185ZM187 39H188V37H187ZM218 39V38H217ZM217 39L216 40H214V41H212L213 40V38H212V42H207L208 43V47H206V48H204L205 47V45H204V47H202L203 46V44L201 43H199L200 45H190V44H188L187 42L186 43H184V44H182L181 46L179 45V47H176V48H174L173 46H171V48H174V50H170V51H168V50H166V51H168V52H166V54L164 53V55L162 56V58L163 57H165V58H167L168 60L170 59V60H172V61H175V63H174V65H170L171 67L169 68V67H166L165 65L166 64H164V63H162V64H164V66L163 67H166V68H169L170 70H168L170 73L172 72L173 73V71H174V69L176 68L177 69V71L179 70V74L181 75V79H179L177 82L179 83V81L180 80H184L183 82H186V83H184V84H187L188 85V83H191L192 85V87H198V85L199 86H201V84L203 83V84H205L206 82H207V80L208 79H210L211 81L214 79H217V76H219L220 74V70H222L221 71V73L224 71V69L225 68H228L227 67V64H226V67L224 66V64L225 63H230V61H231V63H232V66L233 67H239L238 65H240V60L241 59H239L240 58V56H238L239 58L237 59V57H235V56H237V55H233L232 54V49H233V47L231 48V50L229 51V49H228V47H227V49H226V51H225V47H223V44H220L221 43V40H220V43H219V41H217ZM261 39V38H260ZM14 40V39H13ZM44 40V39H43ZM55 40V39H54ZM56 40H58V39H56ZM126 40H128V42H129V40H131L130 42H133V45L131 44V47L125 52L124 50V52L123 51H121L123 48H125V47H123L122 49H121V45L123 46H126L125 45V43H127V42H125L124 43V41H126ZM147 40V39H146ZM154 40V39H153ZM194 40V41H195ZM206 40H207V38H206ZM244 40V39H243ZM258 40H259V38H258ZM59 41V40H58ZM62 41V40H61ZM77 40H75V42H76ZM78 41V42H79ZM99 41V42H98ZM148 41V40H147ZM150 41V40H149ZM152 41V40H151ZM189 41H191V39L189 40ZM199 41V42H198ZM237 41V40H236ZM239 41V40H238ZM47 42H50V40L49 41H47ZM75 42H73V43H75ZM165 42V41H164ZM174 42V41H173ZM252 42V41H251ZM258 42V41H257ZM45 43V42H44ZM51 43V42H50ZM103 43V42H102ZM152 43V42H151ZM171 43V42H170ZM177 43V42H176ZM254 43V42H253ZM49 44V43H48ZM56 44V43H55ZM76 44V43H75ZM78 44V43H77ZM146 44V45H145ZM149 44V43H148ZM153 44V43H152ZM157 44V43H156ZM160 44V43H159ZM158 44V45H159ZM180 44V43H179ZM196 44V43H195ZM44 46L46 45V43L45 44H43ZM51 45V44H50ZM52 45H54V43L52 44ZM51 45V46H52ZM58 45V44H57ZM162 45V44H161ZM164 45V44H163ZM242 45V44H241ZM246 45V44H245ZM254 45V44H253ZM260 45H261V41H260V43H259V47H260ZM43 46V47H44ZM127 46H128V43H127ZM126 46V47H127ZM150 45H148V47H149ZM153 46H154V44H153ZM168 46V45H167ZM200 46V47H199ZM207 46V45H206ZM55 47V46H54ZM54 47H52V48H54ZM97 47H98V49H97ZM141 47V48H142ZM147 47V49H149ZM236 47V46H235ZM52 48H51V50H52ZM101 48H103V47H101ZM119 48H120V50H119ZM128 48V47H127ZM126 48V49H127ZM170 48V47H169ZM237 48H238V46H237ZM249 48H250V46H249ZM257 48V47H256ZM262 48H264V45H262L261 46V48H259V49H262ZM45 49H46V47L43 49L44 51H45ZM56 49V48H55ZM62 49V48H61ZM71 49H73V48H71ZM125 49V50H126ZM144 49V48H143ZM151 49H153V48H151ZM151 49L149 50V51H151ZM154 49H156L155 47H154ZM154 49H153V51H154ZM41 50H42V48H41ZM40 50V51H41ZM50 50V51H51ZM146 49H144V51H145ZM240 50V49H239ZM238 50V51H239ZM246 50V49H245ZM245 50H243V53H244V51ZM68 51V50H67ZM72 51V50H71ZM73 51H74V49H73ZM152 51V52H153ZM235 51V50H234ZM241 51V50H240ZM239 51V52H240ZM258 51V50H257ZM49 52V51H48ZM47 50L44 52V56H47L48 57V55H47ZM58 52V54L60 53L59 51H57ZM152 52H150V53H152ZM158 53H159V51H157ZM157 52L155 53V52H153V54L152 55H154V57H152L151 58V56H150V53H148V51H147V53H148V55L147 54H143L144 55V57H143V55H141L142 57V59H143V61H141V62H149V63H151L150 61H153L154 60V58L157 60V61H161V60H163V59H161V57L159 56V55H157ZM236 52H237V50H236ZM259 52V51H258ZM37 53H39V51L37 52ZM42 53V52H41ZM52 53V52H51ZM62 53V52H61ZM95 53H98V54H100L101 55V53H99V52H95ZM146 53V52H145ZM161 53V52H160ZM159 53V54H160ZM249 52L247 51V53L245 52L244 53V55H247ZM256 53V52H255ZM43 54V53H42ZM48 54H50V53H48ZM52 54H54V51H53V53ZM62 54H65V53H62ZM69 54L70 53H67V55L69 56ZM92 54V56L90 57V55ZM214 54V55H213ZM237 54H239V53H237ZM251 54V53H250ZM51 55V54H50ZM60 56H61V54H59ZM59 55H57L56 57L58 58V56ZM72 55H74V56H72ZM160 55H162V54H160ZM213 55V56H212ZM218 55V56H217ZM249 55V54H248ZM264 55V54H263ZM40 56V55H39ZM52 56V55H51ZM51 56H49V57H51ZM99 56V55H98ZM98 56H95V58L96 57H98ZM102 56V55H101ZM149 56H150V58H149ZM242 56H243V54H242ZM259 56V55H258ZM47 57H45V59L44 60H46V58ZM55 57V56H54ZM54 57H53V59H54ZM71 57H69L70 59H72ZM100 57V56H99ZM99 57H98V59H99ZM138 57H139V55H138ZM42 58H43V56H42ZM52 58V57H51ZM57 58H56V61H57ZM66 58V57H65ZM92 60H91V59ZM94 58V57H93ZM101 58V57H100ZM103 58V57H102ZM106 58V57H105ZM140 58V59H141ZM164 58V59H165ZM242 58V57H241ZM259 58H260V56H259ZM38 59V58H37ZM107 59V58H106ZM105 59V60H106ZM139 59V58H138ZM237 59V60H236ZM41 61H42V59H40ZM48 60V59H47ZM47 60L45 61V63H47ZM60 60V59H59ZM62 61H67V59H65V60H63V59H61ZM95 60V59H94ZM97 60V59H96ZM134 60V59H133ZM135 60H137V57H136V59ZM38 61V60H37ZM55 61V62H56ZM61 61V62H62ZM65 61V62H66ZM92 61V62H91ZM98 61V60H97ZM103 61V60H102ZM129 61V60H128ZM139 61V60H138ZM155 61V60H154ZM157 61H156V63H157ZM159 61V62H160ZM50 62V61H49ZM60 62V61H59ZM65 62H62L63 64L65 63ZM68 62V61H67ZM70 62V61H69ZM68 62V63H69ZM72 62H70V63H72ZM106 62V61H105ZM105 62H103V64H105ZM136 62V61H135ZM135 62H134V67H137V66H135ZM69 63V64H70ZM97 63H100V64H102L101 63V61L100 62H97ZM109 63V62H108ZM107 63V64H108ZM109 63V64H110ZM116 63V64H115ZM130 63L132 64V61H130ZM167 63V62H166ZM172 63V62H171ZM39 64H40V62H39ZM48 64V63H47ZM51 64V63H50ZM49 64V65H50ZM53 64V63H52ZM60 64V63H59ZM65 64H67V63H65ZM69 64H67V65H69ZM94 64V65H93ZM129 64V63H128ZM139 64H140V62H139ZM142 64V63H141ZM161 64V65H162ZM262 64V63H261ZM37 65V64H36ZM42 65V64H41ZM49 65H47V66H49ZM54 65V64H53ZM53 65H51V66H53ZM72 65V64H71ZM70 65V66H71ZM95 65H99L96 69H95ZM127 65V64H126ZM130 65V64H129ZM128 65V66H129ZM137 65H138V63H137ZM146 65V64H145ZM151 65V64H150ZM150 65L148 66V67H150ZM156 65V64H155ZM161 65H160V67H161ZM243 65V64H242ZM259 65V64H258ZM50 66V67H51ZM59 66V65H58ZM72 66V67H73ZM103 66V68H104V65H102ZM131 67H132V65H130ZM139 66V65H138ZM147 66V65H146ZM146 66L145 67H143V64H142V67L143 68H145V69H141V71H143V70H146ZM154 65H152V67H153ZM167 66H169L168 64H167ZM230 66H231V64H230ZM231 66V67H232ZM259 66H261V68H263V66L262 65H259ZM40 67V66H39ZM61 68H63V66L61 65L60 66ZM59 67V68H60ZM77 67H79V66H77ZM80 67V68H81ZM106 68H107V65L105 66ZM142 67H140V68H142ZM152 67L150 68V69H152ZM155 67V66H154ZM153 67V68H154ZM245 67V66H244ZM247 67V66H246ZM44 68H46V67H44ZM69 68H71V67H69ZM69 68H67V69H69ZM74 68H76V67H74ZM103 68H101V69H103ZM129 68V67H128ZM128 68H126V71H127V69ZM133 68V67H132ZM158 68H159V66H158ZM230 68V67H229ZM228 68V69H229ZM240 68V67H239ZM238 68V69H239ZM38 69V68H37ZM36 69V70H37ZM40 69H41V67H40ZM52 69V68H51ZM66 69V70H67ZM78 69V68H77ZM139 69V68H138ZM155 69V68H154ZM175 69V70H176ZM233 69V68H232ZM234 69H236V68H234ZM237 69V70H238ZM257 69V68H256ZM264 69V68H263ZM263 69H262V71H263ZM46 70H47V68H46ZM49 70L50 69H48V72H49ZM54 70V69H53ZM52 70V72H50L49 73V75L47 76V77H49L50 75H52L53 76V78H55V77H58V79H60L59 77H66L65 79H68V77H70L71 75L69 74V71H68V73H65V72H61L59 69L58 70H56V71H53ZM62 70V69H61ZM71 70V69H70ZM80 70V69H79ZM104 70V69H103ZM107 70H109V69H107ZM113 70V69H112ZM121 70H120V72H121ZM131 70V69H130ZM148 70H149V68H148ZM147 70V71H148ZM156 70V69H155ZM165 70V69H164ZM167 70H165V71H167ZM247 71V73L246 74H248V72L250 71V69H246ZM249 70V71H248ZM40 71V70H39ZM63 71V70H62ZM65 71V70H64ZM97 73L96 75H95V72ZM98 71H102V70H98ZM104 71H106V70H104ZM114 71H116L115 69H114ZM123 71V70H122ZM125 71V70H124ZM150 71V70H149ZM157 71V70H156ZM160 71H162V68H161V70ZM225 71H227V69L225 70ZM229 71H230V69H229ZM229 71H228V74H226L225 72H223L224 73V75H223V73H222V75L224 76V80H226L227 81V79L229 80V81H231V84H233L232 82H234L235 84H236V79H237V71L236 70H234V71H236V73H229ZM240 71V70H239ZM238 71V72H239ZM257 71V70H256ZM260 71H261V69H260ZM67 72V71H66ZM77 72V71H76ZM106 72H108V71H106ZM105 72V73H106ZM146 72V71H145ZM164 72V71H163ZM162 72V74L161 75H164V73ZM211 72V73H210ZM41 73V72H40ZM78 73V72H77ZM115 72H113L112 74H114ZM119 72H117V74H118ZM127 73V72H126ZM129 73H131V71L129 72ZM134 73V72H133ZM143 73H144V71H143ZM159 73H161V72H159ZM174 73H176V71L174 72ZM173 73V74H174ZM240 73H242V71L240 72ZM243 73H244V71H243ZM48 74V73H47ZM72 74V76H73V72L71 73ZM80 74V73H79ZM100 74H101V72H100ZM100 74H98V75H100ZM109 74H111L110 73V71H109ZM109 74H108V76H109ZM111 74V75H112ZM123 74H125V73H123ZM132 74V73H131ZM144 74H148V72L147 73H144ZM153 75H155L154 74V72L152 73ZM166 74V73H165ZM172 74V76H170V77H168V79H171L172 80V82L174 83L175 81H176V79H174V78H176V77H174V76H176V75H178V73L176 74V75H173ZM191 74H194L195 76H193V75H191ZM207 74V75H206ZM226 74V75H225ZM246 74H245V76H246ZM262 74H264V73H262ZM40 75V74H39ZM97 75V76H98ZM102 75V74H101ZM100 75V76H101ZM103 75H106V74H104L103 73ZM110 75V76H111ZM116 75V74H115ZM122 75V74H121ZM120 75V76H121ZM127 74H125V76H126ZM152 75V76H153ZM158 75V74H157ZM156 75V76H157ZM168 75H171V74H168ZM217 75V76H216ZM243 75V74H242ZM251 75V74H250ZM38 76V75H37ZM96 76V77H97ZM119 76V77H120ZM146 76V75H145ZM145 76H143L142 78H144ZM147 76H149V75H147ZM150 76H151V73H150ZM155 76V77H156ZM193 76V77H192ZM239 76H241V74L239 75ZM248 76V75H247ZM258 76L259 77H261V78H264L263 77V75L262 76H260V74L258 73ZM257 76V77H258ZM36 77V76H35ZM34 77V78H35ZM38 77H40V76H38ZM37 77V78H38ZM102 77V76H101ZM157 77H159V76H157ZM163 77V76H162ZM164 77H166V75L164 76ZM180 77V76H179ZM179 77H177V78H179ZM188 77H189V79H190V81H188L189 79H188ZM251 77H252V75H251ZM73 78V77H72ZM75 78H76V76H75ZM99 78V77H98ZM98 78H97V80H98ZM104 79H105V77H103ZM103 78H101L102 79V81H106V80H104ZM123 78H125V77H123ZM127 78H128V76H127ZM135 78V77H134ZM149 78H151V77H149ZM149 78H144V79H148L149 80ZM154 77H152V80H154L153 79ZM242 78V77H241ZM240 78V79H241ZM243 78H245L244 77V75H243ZM242 78V79H243ZM249 79H250V77H248ZM45 79V78H44ZM48 79V78H47ZM52 79V78H51ZM51 79H50V82H51ZM58 79H56L57 81H59ZM62 79V78H61ZM60 79V80H61ZM79 79V78H78ZM78 79L76 80V82H80V80L78 81ZM100 79V78H99ZM100 79V80H101ZM143 79V80H144ZM157 80H159L158 78H156ZM161 79V78H160ZM238 79H239V77H238ZM239 79V80H240ZM248 79V80H249ZM252 79V78H251ZM53 80V79H52ZM55 80V79H54ZM53 80V81H54ZM72 80V79H71ZM109 80V79H108ZM117 80H118V78H117ZM129 80V79H128ZM132 80V79H131ZM151 80V81H152ZM165 80H167V78L165 79ZM164 79L163 80H161V81H163V83H164V81H165ZM175 80V81H174ZM221 82H219V83H222V82H225V81H222L221 79H219ZM218 80V81H219ZM247 80V81H248ZM259 80H261V79H259ZM264 80V79H263ZM89 81H91L90 83H92L91 85L88 83ZM113 81V80H112ZM151 81H149L150 83H151ZM217 81V82H218ZM241 81V80H240ZM245 81V80H244ZM246 81V82H247ZM250 81V80H249ZM249 81L247 82V83H249ZM252 81H253V79H252ZM26 82V81H25ZM39 82V81H38ZM62 82H63V80H62ZM70 82V81H69ZM75 82V83H76ZM94 82V81H93ZM111 82V81H110ZM122 82V81H121ZM147 82V81H146ZM168 82V81H167ZM166 82V83H167ZM171 82V81H170ZM171 82V83H172ZM182 82V83H183ZM242 82H243V80H242ZM251 82V81H250ZM259 82V81H258ZM264 82V81H263ZM32 83V82H31ZM43 83H44V80H43ZM45 83V84H46ZM74 83V82H73ZM85 83H88V84H85ZM100 83V82H99ZM108 83V82H107ZM112 83V82H111ZM116 82H114V84H115ZM153 83V82H152ZM152 83H151V85H152ZM160 82H158V84H159ZM162 83V85H164ZM173 83H172V88L174 89V87H175V85H174V87H173ZM208 83H209V81H208ZM212 83H214V81L212 82ZM216 83V82H215ZM219 83H218V85H219ZM240 83V82H239ZM244 83V82H243ZM35 84V83H34ZM39 84H40V82H39ZM38 84V85H39ZM105 84V83H104ZM123 84H124V82H123ZM127 84V83H126ZM140 84H141V82H140ZM144 84H146V83H144ZM147 84H149V83H147ZM157 84V83H156ZM155 84V82H154V86L156 85ZM168 84V83H167ZM175 84V83H174ZM180 84L181 83H179V84H177L178 85V87L180 86ZM183 84V86H186V85H184ZM225 84V83H224ZM227 84V83H226ZM229 84V83H228ZM245 85H248V84H246V83H244ZM255 84H257L256 82H255ZM259 84H262V82H260ZM37 85V86H38ZM74 85H76V86H74ZM87 85H88V87H87ZM168 85H170V84H168ZM168 85H166L165 84V86H168ZM212 85V84H211ZM237 86H238V84H236ZM245 85H243V87L242 88H244V86ZM251 85H253V83L251 84ZM36 86V85H35ZM110 86V85H109ZM108 86V87H109ZM115 86V85H114ZM118 86H120V85H118ZM149 86V87H148ZM159 86V85H158ZM182 86V85H181ZM189 86H190V84H189ZM205 86V85H204ZM214 86V85H213ZM212 86V87H213ZM216 86V85H215ZM224 86H228V87H230V86H232V85H224ZM223 86V87H224ZM242 86V85H241ZM250 86V83H249V85H248V87ZM44 87V86H43ZM91 87V88H90ZM94 87V88H93ZM105 87V86H104ZM108 87H107V90H108ZM124 87V86H123ZM146 87H148V88H150V84L149 85H146ZM227 87V88H228ZM247 87V86H246ZM247 87V88H248ZM29 88V87H28ZM33 88H34V86H33ZM41 88V87H40ZM45 88V87H44ZM93 88V89H92ZM100 88V87H99ZM110 88V87H109ZM113 87H111L110 89H112ZM115 88L116 87H114L113 89H114V91H116L115 90ZM156 88V86L154 87V89ZM158 88H160V86L158 87ZM161 88H162V86H161ZM160 88V89H161ZM163 88H165V87H163ZM166 88H168V87H166ZM165 88V89H166ZM171 88V89H172ZM177 88V87H176ZM181 89H183L182 87H180ZM180 88H178V89H180ZM217 88H219V87H217ZM222 88V87H221ZM220 88V89H221ZM241 87H239L238 86V88L237 89H239V90H241L242 89ZM251 87H249V89H250ZM36 89H37V87H36ZM102 89H104V88H102ZM109 89V90H110ZM124 90H125V88H123ZM138 89V88H137ZM142 89H143V86H142ZM150 89H152V86H151V88ZM164 89V90H165ZM199 89V87L197 88V89H195L196 91H198L197 93L195 92L194 94H195V96L193 97V98H195L194 99V101H192L193 103L196 101L197 103L196 104H199L200 106H203L202 105V101H201V99H200V91L198 90ZM202 89V88H201ZM232 89V88H231ZM230 89V90H231ZM236 89V88H235ZM42 90H44V89H42ZM46 90V89H45ZM70 91V92H67V91ZM100 91H101V89H99ZM117 90H118V88H117ZM157 90V89H156ZM163 90V95L162 94H160V95H162V96H167V95H170V94H172V93H170V92H172V90L170 91V87H169V89H167L166 91H164ZM176 90V89H175ZM243 90V89H242ZM244 90H245V88H244ZM104 91V90H103ZM151 91V90H150ZM160 91V90H159ZM174 91V90H173ZM186 91H187V89H186ZM204 91V90H203ZM227 91H228V89H227ZM233 91H234V89H233ZM236 91H238V90H236ZM252 91V90H251ZM35 92V91H34ZM41 92V91H40ZM39 92V93H40ZM43 92V91H42ZM113 92V91H112ZM154 92V91H153ZM157 92V94H159L158 93V91H156ZM181 92H182V90H181ZM192 92V91H191ZM215 92V91H214ZM225 92V91H224ZM242 92V91H241ZM67 93H68V95H67ZM105 93V92H104ZM117 93V92H116ZM120 93V91L118 92V94ZM122 93V92H121ZM137 93V92H136ZM150 93V92H149ZM164 93H165V95H164ZM177 93H179V92H177ZM228 93V92H227ZM40 94H42V93H40ZM107 94V93H106ZM111 94V93H110ZM113 94L114 93H112L111 95L113 96ZM125 94H126V92H125ZM151 95H152V92L150 93ZM154 94V93H153ZM174 94H175V92H174ZM179 94H181V93H179ZM216 94V93H215ZM224 94H226V93H224ZM15 95V94H14ZM46 95V96H47ZM97 95V96H96ZM102 96H104L103 94H101ZM144 95V97H145V94H143ZM184 95V94H183ZM191 95V94H190ZM200 95V96H199ZM245 95V94H244ZM12 96V95H11ZM41 96V95H40ZM39 96V97H40ZM55 96V97H54ZM96 96V97H95ZM101 96V97H102ZM117 96V95H116ZM130 96V95H129ZM148 96V95H147ZM155 96V95H154ZM171 96V95H170ZM175 95H173L172 96V98L174 97ZM179 97H181L180 95H178ZM189 96V95H188ZM193 96V94L191 95V97ZM107 97H109V95L107 96ZM121 97V96H120ZM124 97V96H123ZM126 97V96H125ZM125 97H124V99H125ZM153 97V96H152ZM156 97V96H155ZM158 97V96H157ZM156 97V98H157ZM168 97V96H167ZM177 97V96H176ZM175 97V98H176ZM183 97V96H182ZM204 97V96H203ZM98 99H99V97H97ZM104 98V97H103ZM146 98V97H145ZM150 98V97H149ZM148 98V99H149ZM184 98V97H183ZM182 98V99H183ZM186 98V97H185ZM35 99V98H34ZM38 99V98H37ZM43 99V98H42ZM48 99V98H47ZM52 99V102L54 101ZM101 99V98H100ZM123 99V98H122ZM131 99V98H130ZM130 99H128L129 101H130ZM158 99V98H157ZM167 99H169V98H167ZM190 99V98H189ZM204 99V98H203ZM38 100H40V99H38ZM45 100V99H44ZM50 100V99H49ZM95 100V99H94ZM93 100V101H94ZM97 100V99H96ZM137 100V99H136ZM171 100V99H170ZM170 100H168L169 102H170ZM187 100H188V98H187ZM208 100V99H207ZM264 100V99H263ZM97 101H101V100H97ZM120 101V100H119ZM124 101V100H123ZM132 101V100H131ZM135 101V100H134ZM146 101H148V100H146ZM164 101H165V98H164ZM172 101V100H171ZM191 101V100H190ZM51 102V103H52ZM83 102H85V103H83ZM107 102H108V100H107ZM107 102H106V104H107ZM125 102V101H124ZM127 102V101H126ZM165 102H167V101H165ZM174 102V101H173ZM180 102H182V101H180ZM179 102V103H180ZM207 102V101H206ZM235 102H237V101H235ZM35 102H33V104H34ZM46 103H48V102H46ZM87 103H86V105H87ZM94 103H96V102H93L92 104H94ZM99 103V102H98ZM98 103H96V105L98 104ZM111 103H112V101H111ZM132 103H133V101H132ZM135 103V102H134ZM155 103V102H154ZM175 103V102H174ZM48 104H50V103H48ZM65 104V103H64ZM91 104V105H92ZM100 104V109H101V105H103L104 103H99ZM137 104V103H136ZM157 104V103H156ZM162 104V102H159L157 105H161ZM187 104V103H186ZM195 104V103H194ZM204 104H206V103H204ZM52 105V104H51ZM56 105V104H55ZM69 105V104H68ZM68 105H66V106H68ZM91 105H89V107L91 106ZM95 105V104H94ZM108 105V104H107ZM111 105V104H110ZM131 105V104H130ZM143 105V104H142ZM144 105H147V104H145L144 103ZM155 105V104H154ZM178 105V104H177ZM176 105V106H177ZM180 105V104H179ZM207 105V104H206ZM206 105H204V107L206 106ZM214 105V104H213ZM223 106H224V104H222ZM233 105V104H232ZM44 106V105H43ZM53 106V105H52ZM51 106V107H52ZM61 106H62V104H61ZM104 106V105H103ZM102 106V107H103ZM116 106V105H115ZM129 106V105H128ZM127 106V107H128ZM137 106H138V104H137ZM140 106H141V104H140ZM149 106V105H148ZM151 106V105H150ZM163 106V105H162ZM161 106V107H162ZM211 106V105H210ZM227 106V105H226ZM234 106V105H233ZM54 107V106H53ZM56 107V106H55ZM81 107H84V109L83 108H81ZM87 107V106H86ZM97 107H99V105L97 106ZM96 107V108H97ZM134 107V106H133ZM146 107V106H145ZM151 107H153V106H151ZM158 107V106H157ZM207 107V106H206ZM236 107V106H235ZM14 108H16V107H14ZM59 108V107H58ZM63 108H64V106H63ZM67 108H69V107H67ZM73 108V107H72ZM72 108L70 109V110H72ZM92 108H95V106L94 107H92L91 106V109ZM95 108V109H96ZM104 108H107V106L106 107H104ZM110 108V107H109ZM107 109V110H110V109ZM112 108V107H111ZM124 108H126V107H124ZM129 108V107H128ZM147 108V107H146ZM154 108H156V106H154ZM153 108V110L151 111V112H153V111H155V109ZM168 107H166V109H167ZM183 108V107H182ZM194 108H196V107H194ZM211 108V107H210ZM38 109V108H37ZM81 109V110H80ZM98 109V108H97ZM96 109V111H95V113L97 112V111H99V109L97 110ZM103 109V108H102ZM101 109V112L100 113H104L105 111L104 110H102ZM121 109V108H120ZM131 109H132V107H131ZM137 109V108H136ZM141 109V110H140ZM140 109H138L139 110V112H140V114H141V116L142 115H145V117H146V113L145 112H143L142 111V107L140 108ZM158 109H160L159 111H161V109H163V108H158ZM165 109V108H164ZM169 109H170V107H169ZM168 109V110H169ZM185 109V108H184ZM207 109H209V108H207ZM217 109V108H216ZM33 110V109H32ZM48 110V109H47ZM52 110H53V108H52ZM55 110L58 112V110L55 108ZM59 110H62V109H59ZM69 110V111H70ZM72 110V111H73ZM89 110H90V108H89ZM94 109H92V111H93ZM129 110V109H128ZM133 110V109H132ZM157 110V109H156ZM174 110H175V108H174ZM181 110V109H180ZM180 110L178 111V113L180 112ZM197 110V109H196ZM201 110V109H200ZM206 110V109H205ZM42 111V110H41ZM55 111V112H56ZM88 111V110H87ZM86 111V112H87ZM113 111V110H112ZM115 111V110H114ZM113 111V112H114ZM119 111V110H118ZM126 111H127V109H126ZM129 111H131V110H129ZM128 111V112H129ZM137 111V110H136ZM158 111V112H159ZM185 111H186V109H185ZM207 111H210V110H207ZM16 112V111H15ZM54 112V111H53ZM56 112V113H57ZM61 112V111H60ZM62 112H65V110L63 111L62 110ZM68 112V111H67ZM67 112H66V114H67ZM107 112V111H106ZM113 112H112V114H113ZM133 112V111H132ZM139 112H138V114H139ZM149 112V111H148ZM164 111L162 110V112H161V114L160 113H158L159 115H162V114H165L166 112H168L167 110L165 111V113H163ZM182 112H183V109H182ZM203 112H204V110H203ZM206 112V111H205ZM17 113V112H16ZM37 113V112H36ZM41 113V112H40ZM42 113H44V112H42ZM48 113V112H47ZM88 113V112H87ZM86 113V114H87ZM94 113V114H95ZM108 113V112H107ZM119 113V112H118ZM122 113V112H121ZM120 113V114H121ZM143 113H145V114H143ZM155 113V112H154ZM169 113V112H168ZM174 113V112H173ZM177 113V114H178ZM196 113V112H195ZM198 113V112H197ZM213 113V112H212ZM216 113V112H215ZM236 113V112H235ZM45 114H46V111H45ZM60 114H63V113H60ZM78 114V115H77ZM84 113L82 112V115H83ZM86 114H84L85 115V118L87 117L86 116ZM89 114H91V111H90V113ZM93 114V113H92ZM110 114V113H109ZM111 114V115H112ZM128 115H130L131 116V118H132V113L130 114V113H127ZM137 114V113H136ZM140 114H139V116H140ZM156 114V113H155ZM157 114V115H158ZM201 114V113H200ZM14 115H16V114H14ZM47 115V114H46ZM45 115V116H46ZM59 115V114H58ZM64 115V114H63ZM70 115V114H69ZM81 115V114H80ZM83 115V116H84ZM88 115V114H87ZM102 115H104V114H102ZM101 114H100V116H102ZM114 115V114H113ZM118 115V114H117ZM116 115V116H117ZM152 115V113H150V115H148L147 117L152 121V119L153 118H150L149 116H151ZM156 115V116H157ZM183 115V114H182ZM185 115V114H184ZM183 115V116H184ZM213 115H214V113H213ZM48 116V115H47ZM46 116V117H47ZM72 116V115H71ZM93 116H95V115H93ZM96 116L98 117L97 119H100L101 120V117L100 116H98V114H96ZM95 116V117H96ZM116 116H114V118L116 117ZM138 116V115H137ZM152 116H154V115H152ZM170 116V115H169ZM186 116V115H185ZM188 116V115H187ZM187 116H186V118H187ZM218 116V115H217ZM222 116V115H221ZM225 116V115H224ZM40 117V116H39ZM46 117H44V118H46ZM69 117V116H68ZM81 117V116H80ZM100 117V118H99ZM107 117H108V114H107ZM120 117V116H119ZM122 117H123V119H124V117H125V115L123 116V114H122ZM127 117H129V116H127ZM145 117H143V118H145ZM146 117V118H147ZM159 117V116H158ZM165 117H167V116H165ZM175 117V116H174ZM180 117V116H179ZM182 117V116H181ZM258 117V116H257ZM20 118V117H19ZM52 118V117H51ZM65 118H67V117H65ZM83 118V117H82ZM106 118V116L104 117V119ZM109 118V117H108ZM108 118H106V119H108ZM112 118V117H111ZM130 118V117H129ZM130 118V119H131ZM134 118V117H133ZM145 118V119H146ZM155 118L156 117H154V121H155ZM160 118V117H159ZM158 118V119H159ZM161 118H163V116H161ZM161 118H160V120H161ZM182 118H184V117H182ZM225 118V117H224ZM231 118V117H230ZM252 118H254V117H252ZM53 120H55L54 118H52ZM63 119H64V116H63ZM71 120H72V117L70 118ZM93 118H89L88 117V119H80L79 121L78 120H76V122L78 121V123L80 124V123H95L96 121L95 120H92ZM96 119V118H95ZM104 119H102L103 121H99L98 120V125L96 124V126H97V128H95V129H93L92 130V133L95 135V133H97L96 132V130L97 129H99L100 128V122H106ZM116 119H118V118H116ZM121 119V118H120ZM125 119H126V117H125ZM134 119H138V118H134ZM132 120V122L134 121L135 122V120ZM143 120L142 119V121H145L146 122V124L148 123L146 120ZM185 119V118H184ZM190 119H192V118H190ZM218 119V118H217ZM222 119V118H221ZM38 120V119H37ZM36 120V121H37ZM40 120H41V118H40ZM65 120H67V119H65ZM64 120V121H65ZM109 120V119H108ZM108 120H107V123L108 124H111V123H114L115 121L117 122V120H115V119H113L112 118V120H115L114 122L113 121H110L111 123H109L108 122ZM127 120V119H126ZM131 120H127V124H129L128 126L126 125L125 127L123 126V128H125V129H123V128H121L122 130H123V132H121V133H127V136L129 137V136H131V134H133L132 132H139V131H143L144 129L146 130V129H148L147 127L148 126H146L145 125V123L144 122H142L143 123V125H145V126H137V125H135V126H137V127H135L134 126V128L133 127H131L132 125H130V122L128 123V121H131ZM148 120V119H147ZM149 120V121H150ZM156 120H157V118H156ZM187 120H188V118H187ZM216 120V119H215ZM214 120V121H215ZM248 120V119H247ZM46 121H48V117H47V120ZM51 121V120H50ZM50 121H48V122H50ZM63 121V122H64ZM68 121H69V119H68ZM121 121V120H120ZM119 121V122H120ZM150 121V122H151ZM153 121V122H154ZM166 121V120H165ZM195 121V120H194ZM194 121H191L190 122V120H189V122L190 123H187V125L185 126V130H188V128H190L191 129V127H192V129L194 128L193 126H194ZM217 121V120H216ZM43 122H44V120H43ZM54 122V121H53ZM74 122H75V120H74ZM73 121H72V123H74ZM156 122V121H155ZM176 122V121H175ZM178 122H179V120H178ZM221 122V121H220ZM219 122V123H220ZM65 123H70L69 124V126L71 125V121H69V122H65ZM64 123V124H65ZM103 123H102V125H103ZM118 123V122H117ZM121 124H122V122H120ZM136 123V122H135ZM139 123H140V121H139ZM158 123H160V122H158ZM180 123H182V122H180ZM206 123V122H205ZM210 123V122H209ZM209 123H207V124H209ZM216 123V122H215ZM223 123H226V122H223ZM228 123H230V121L228 122ZM55 124V123H54ZM57 124H59V123H57ZM57 124H56V126H57ZM62 124V123H61ZM95 124H94V126H95ZM116 124V123H115ZM120 124V125H121ZM133 124V123H132ZM137 124V123H136ZM151 124H153V123H151ZM179 124V123H178ZM198 124H199V122H198ZM210 124H212V123H210ZM248 124V123H247ZM39 125V124H38ZM44 125V124H43ZM42 125V127H44ZM46 125H47V123H46ZM52 125H53V123H52ZM82 125V124H81ZM80 125V126H81ZM85 125V124H84ZM87 125H89V124H87ZM87 125H85V126H87ZM105 125V124H104ZM107 125V124H106ZM112 125V124H111ZM110 125V126H111ZM119 125V124H118ZM117 125V126H118ZM125 125V124H124ZM150 125V124H149ZM161 125V127L163 126V123L162 124H160ZM165 125V124H164ZM171 125H172V123H171ZM176 125V124H175ZM215 125V124H214ZM217 125H218V123H217ZM216 125V126H217ZM227 125V124H226ZM48 126H51V124L49 125V123H48ZM47 126V127H48ZM59 126V125H58ZM57 126V127H58ZM61 126H63V125H61ZM66 126H68V125H66ZM64 127V128H67V127ZM69 126H68V128H69ZM73 126V124L71 125V127ZM84 126V127H85ZM90 126H92V125H89V127ZM95 126V127H96ZM98 126H99V128H98ZM110 126H108L107 125V128L109 127V128H111ZM116 126V127H117ZM122 126V125H121ZM201 126V125H200ZM199 126V127H200ZM205 126V125H204ZM216 126H215V128H216ZM258 122H256L255 120H253L252 121V125H251V127H252V129L253 130H257L258 129ZM37 127V126H36ZM76 126H74V128H75ZM78 127V126H77ZM82 127H83V125H82ZM81 127V128H82ZM88 127V128H89ZM119 127V126H118ZM159 128L158 129V127H157V133H156V131L155 132H153L154 134L156 133L157 134V136H158V134H162L163 136H161V137H164L165 135L167 136V134L169 133L167 130H165L164 128H166V127H164L163 126V128ZM206 127H209V126H206ZM206 127H204V128H206ZM220 129H221V131H219V130H217V131H219L218 132V135L219 136H215V135H217L216 133H215V135H214V137H211L212 135H206V133L204 132V130H202L203 132H201L202 134L201 135H198L197 136V138L198 137H200L201 138V140H202V143H201V145H202V147H199L197 144L195 145H193V143L194 142H192V140L195 138V136H196V134H195V132L193 133V131L192 130H188V131H186V133H185V131L183 130L184 129V127H183V131H184V133L185 134H187L186 136L184 135V137H181V135H179V133H180V131H181V129L179 128V126L178 127H176V130L174 131V133H173V137L174 138H171L169 135V141L167 140V141H165V140H163V139H157V138H153L152 140L151 139H148V140H151V141H145L144 142V144L142 145V143H141V141H140V139H139V143L138 144H140L141 143V145H142V148L144 147V148H147L148 147V145H146V144H149V143H151V145L153 146V147H150V148H152L153 150L151 151L150 150V152H149V147H148V153H149V155L151 156V158H152V160L154 159L155 160V162L157 161L158 162V164L156 163V166H154L155 164H153L152 165V163H150V165H152V166H145V167H149L148 169H149V175L151 176V175H153V178H154V176H155V174H156V176H155V179H156V177H158L157 178V181L155 182V187H157V188H159L160 189V191L158 192V200L159 201H161V203L163 204H165L166 202H169L170 204L169 205H173L175 202H176V206H177V208H179V207H181V206H184L183 205V201L185 200V197L187 196H184V186L186 185V183L184 182V181H181L180 179V181H178V178H179V176H178V178H177V173H182V169H184V168H181L180 170H182V171H180L179 169H178V167H177V169L179 170V172H178V170H177V173H176V170H175V172L172 174V176H174L173 178H174V182H172V183H170V182H168V180H166V178L165 177H167V176H164L165 174H166V170L169 168V167H171L170 169H171V172H172V167H174V169L176 168L175 166L178 164V165H183V164H180L179 163V161H181L182 160V158L180 157L181 155H183V156H185L186 155V157L185 158H189V164L188 165H190V166H193V165H198V166H200L199 168L200 169H202L201 170V172H205V171H207V170H209L208 171V173L210 172H212V170L213 171H215V173L217 174V176L220 178V179H222L223 177H221L222 176V171H224L223 170V167H225L224 165H226V163L223 165V161L224 160H226L227 159V161L228 160H230L231 158H234L233 156H236L238 153H236V155L235 154H232V153H234L232 150H231V148H229L230 150H231V152H230V154H231V158L229 159L228 157L227 158H224V156H222L221 154H219L214 148H215V143L216 142H221V143H227V144H230V140L229 139H227V140H229V141H224L223 142V137H225L224 136V129L226 128V127H228V126H226V127H223L222 126V124L220 123ZM46 128V127H45ZM44 128V131L46 130ZM54 128H55V130L57 129L56 127H55V125H54ZM59 128H61V127H59ZM63 128V127H62ZM73 127H72V129H74ZM86 128V127H85ZM84 128V130H86V129H88V128H86L85 129ZM91 128V127H90ZM101 128H103L102 126H101ZM100 128V129H101ZM151 128V130L154 128H156V127H150ZM171 128H173V127H171ZM187 128V129H186ZM212 128V127H211ZM213 128H214V126H213ZM48 129H49V127H48ZM53 129V128H52ZM105 129V128H104ZM102 130L103 131V133H104V131L105 132H109L110 131V129H107V130H109V131H106V129L105 130ZM120 129V128H119ZM118 129V130H119ZM120 129V130H121ZM195 129V128H194ZM193 129V130H194ZM43 130V129H42ZM55 130L53 131V132H55ZM57 130H59V129H57ZM57 130H56V133H57ZM61 130V129H60ZM63 130V129H62ZM66 130V129H65ZM70 130V129H69ZM78 130H79V127H78ZM215 130V129H214ZM44 131H42V132H44ZM52 131V130H51ZM68 131V130H67ZM74 131H76V130H73V132ZM82 131V130H81ZM90 131V130H89ZM101 131V130H100ZM150 131V129H148V132ZM199 131V130H198ZM213 131V130H212ZM216 131V130H215ZM227 131V130H226ZM46 132H47V130H46ZM48 132L49 133H52V132H50L49 130H48ZM63 132V131H62ZM70 132H72V131H70ZM111 132H112V129H111ZM145 132V131H144ZM152 132H150V133H152ZM221 132V133H220ZM49 133H47V134H49ZM91 132H90V135L92 134ZM139 133H141V132H139ZM139 133L138 134H135L136 136L137 135H139ZM149 133V134H150ZM252 133V132H251ZM44 134V133H43ZM47 134H44V135H42L43 136V140L45 141V140H47V138H50L51 136H53V135H51V136H48ZM59 135H62V134H60V131H59V133H58ZM58 134H57V137H58ZM65 134V133H64ZM80 134H81V132H80ZM82 134H84L83 132H82ZM110 134V133H109ZM114 134V132L112 133V135ZM115 134H117L116 132H115ZM148 133H146V135H147ZM155 134V135H156ZM181 134V133H180ZM211 134H213V132L211 133ZM253 134V133H252ZM41 135V134H40ZM73 135H75V134H73ZM97 136H99L98 135V133L96 134ZM100 135H102V133L100 134ZM105 136H108L107 134H104ZM117 135H120V132H119V134H117ZM117 135H115V137H117ZM123 135V134H122ZM125 135V134H124ZM123 135V136H124ZM134 135V134H133ZM132 135V136H133ZM145 134H142V136H144ZM151 135V134H150ZM153 135V134H152ZM151 135V136H152ZM178 135L180 136L179 138H178ZM226 135H228L227 134V132H226ZM256 135V134H255ZM254 135V136H255ZM48 136V137H47ZM56 136V135H55ZM55 136H53V137H55ZM77 136H80V135H78L77 134ZM85 136H86V134H85ZM103 136V135H102ZM114 136V135H113ZM112 136V138H114ZM126 136V135H125ZM124 136V137H125ZM141 135H139L138 137H140ZM141 136V137H142ZM150 136V137H151ZM178 138L177 140H176V137ZM210 136V137H209ZM41 137V136H40ZM52 137V138H53ZM63 137H65V135L63 136L62 135V138ZM104 137V136H103ZM120 137V136H119ZM146 138H147V136H145ZM228 137V136H227ZM227 137H225V138H227ZM251 138H252V136H250ZM42 138V137H41ZM52 138H50L51 140H52ZM56 138V137H55ZM62 138H61V140H62ZM92 138V137H91ZM96 138V137H95ZM99 138V137H98ZM98 138H97V140H98ZM111 138V139H112ZM121 138V137H120ZM123 138V137H122ZM126 138V137H125ZM125 138L123 139V141L125 140ZM148 138H149V135H148ZM160 138V137H159ZM165 138V137H164ZM224 138V139H225ZM232 138V137H231ZM230 138V139H231ZM247 138V137H246ZM248 138H249V136H248ZM255 138V137H254ZM57 139V138H56ZM59 139H60V137H59ZM84 139V138H83ZM87 139H90V138H87ZM94 139V138H93ZM92 139V140H93ZM103 139H105V138H103ZM109 139H110V137H109ZM129 139H130V137H129ZM165 139H167V138H165ZM171 139H173L172 141H171ZM174 139L176 140V141H174ZM253 139V138H252ZM252 139H251V141H252ZM53 140H55L54 138H53ZM64 140V139H63ZM62 140V141H63ZM85 140H86V137H85ZM96 140V141H97ZM127 140V139H126ZM125 140V141H126ZM131 140V139H130ZM133 140V139H132ZM145 140V139H144ZM194 140H196V141H198L197 143H199V142H201V141H199V140H197L196 138L194 139ZM193 140V141H194ZM48 141H50V140H47V144L49 145V143H48ZM87 141V140H86ZM94 141H95V139H94ZM93 141V142H94ZM122 141V140H121ZM121 141H120V144H121ZM123 141H122V143H123ZM250 141V142H251ZM254 141V140H253ZM109 142H111L110 140H109ZM38 143V142H37ZM42 143V142H41ZM53 143H54V141H53ZM55 143L57 144V143H59V140H58V142L57 141H55ZM61 143V142H60ZM98 143V142H97ZM103 143V142H102ZM126 143V142H125ZM130 143H132V142H130ZM146 143V144H145ZM192 143V144H191ZM196 143V142H195ZM241 143V142H240ZM246 143V142H245ZM252 143V142H251ZM251 143H250V145H251ZM44 144H45V142H44ZM46 144V145H47ZM52 144V143H51ZM103 144H105V143H103ZM111 144V143H110ZM113 144V143H112ZM111 144V145H112ZM119 144V145H120ZM127 144H129V143H127ZM219 144V143H218ZM236 144V143H235ZM53 145V144H52ZM70 145V144H69ZM90 145V144H89ZM93 145V144H92ZM109 146L110 148H112L113 146H114V144H113V146ZM117 145H118V143H117ZM116 145V146H117ZM121 145H123V144H121ZM125 145V144H124ZM200 145V144H199ZM222 145V144H221ZM233 145V144H232ZM243 145V144H242ZM37 146H38V144H37ZM45 146V145H44ZM56 146V145H55ZM97 146V145H96ZM103 146H105V145H103ZM132 146V145H131ZM134 146V145H133ZM198 146V147H197ZM212 146H214V148H212ZM219 146V145H218ZM47 147H49V146H47ZM61 147V146H60ZM90 147V146H89ZM93 147H94V145H93ZM118 147V146H117ZM122 148H123V146H121ZM125 147V146H124ZM129 147V146H128ZM128 147L126 146L125 148H127V150H128ZM227 148H228V146H226ZM225 147V148H226ZM244 147V146H243ZM50 148V147H49ZM53 148V147H52ZM58 148V147H57ZM91 148V147H90ZM94 148H96V147H94ZM116 148V147H115ZM121 148V149H122ZM136 151H137V149L139 148H137L136 149V146L135 147H133ZM216 148H218V147H216ZM241 148V147H240ZM245 148V150H246V147H244ZM248 148V147H247ZM54 149V148H53ZM52 149V150H53ZM169 150V152L168 151H166V152H164L163 153V151H165V150ZM37 150V149H36ZM38 150H39V147H38ZM48 150V149H47ZM59 150V149H58ZM126 150V149H125ZM147 150V149H146ZM218 150H220L221 151V149H218ZM225 150V149H224ZM244 150V149H243ZM244 150V151H245ZM64 151V150H63ZM226 151V150H225ZM229 151V150H228ZM42 152V153H41ZM41 155L39 156V157H41V159H42V157H43V155H44V149H42L41 150ZM48 152V151H47ZM53 152V151H52ZM52 152L50 153V150H49V153L51 154V156L53 157V155H52ZM58 153V151H54V153ZM60 152V151H59ZM117 152V151H116ZM139 152V151H138ZM170 152H171V154H170ZM235 152H237V149L235 150ZM239 152V151H238ZM242 152V151H241ZM246 152V151H245ZM244 152V153H245ZM38 153V152H37ZM77 153V152H76ZM95 153V152H94ZM135 153V152H134ZM47 154V153H46ZM44 155V156H46L47 158L46 159H48V156H50V155ZM114 154H115V152H114ZM130 154V153H129ZM142 155H143V153H141ZM145 154V153H144ZM226 154V153H225ZM229 154V155H230ZM239 154L241 155V153L239 152ZM243 154V153H242ZM252 154V153H251ZM39 155V154H38ZM62 155H64V154H62ZM120 155V154H119ZM128 155V154H127ZM127 155H124L125 157L127 156ZM139 155H140V152H139ZM147 155V154H146ZM50 156V158L49 159H51L52 157ZM68 156V155H67ZM81 156V155H80ZM109 156V155H108ZM123 156V157H124ZM134 156V155H133ZM226 156H227V154H226ZM69 157V156H68ZM122 157V156H121ZM122 157V158H123ZM131 157V156H130ZM137 157H138V155H137ZM143 157H144V155H143ZM238 157V156H237ZM249 157V156H248ZM57 158V157H56ZM55 158V159H56ZM78 158V157H77ZM132 158H135V157H132ZM145 158H148V157H145ZM150 158V159H151ZM236 158V157H235ZM241 158H242V155H241ZM40 159V158H39ZM138 159V158H137ZM240 159V158H239ZM54 160V159H53ZM121 160V159H120ZM123 160V159H122ZM139 160H140V157H139ZM154 160L152 161V162H154ZM234 160V159H233ZM255 160V159H254ZM42 162V164L41 165H43V167L40 169V172L39 173H43V170H44V168H45V166H48L47 164L48 163H50L51 165H52V161H49V162H47V161H45V159H44V161L43 160H41ZM75 161V160H74ZM100 161V160H99ZM111 161V160H110ZM136 161V160H135ZM166 161H168V162H166ZM188 161V160H187ZM186 161V162H187ZM226 161V162H227ZM237 161V160H236ZM235 161V162H236ZM86 162V161H85ZM141 162V161H140ZM146 162H151V161H146ZM166 162V163H165ZM191 162V163H190ZM233 162V161H232ZM234 162V163H235ZM79 163V162H78ZM121 163V162H120ZM143 163V162H142ZM141 163V165H143V164H145V163H143L142 164ZM168 163V164H167ZM228 163V162H227ZM85 164V163H84ZM108 164V163H107ZM118 164V163H117ZM163 164V166H161ZM165 164H167V165H165ZM192 164V165H191ZM76 165V164H75ZM91 165V164H90ZM131 165V164H130ZM139 165V164H138ZM185 165H186V163H185ZM185 165H183V166H185ZM229 165V164H228ZM232 165V164H231ZM38 166V165H37ZM82 166H83V164H82ZM144 166V165H143ZM169 166V167H168ZM180 166H179V168H180ZM182 166V167H183ZM227 166V165H226ZM33 167V166H32ZM68 167V166H67ZM76 167V166H75ZM168 167V168H167ZM187 167V166H186ZM229 167V166H228ZM55 168V167H54ZM103 168V167H102ZM130 168V167H129ZM187 168H190V167H187ZM187 168H185V169H187ZM193 168H194V166H193ZM192 168V170H194ZM196 168V167H195ZM32 169V168H31ZM56 169V168H55ZM73 169V168H72ZM145 169V168H144ZM170 169H168L169 171H170ZM84 170V169H83ZM86 170V169H85ZM136 170V169H135ZM211 170V171H210ZM35 171V170H34ZM60 171V170H59ZM62 171V170H61ZM148 171V170H147ZM198 170H196L195 172H197ZM200 171V170H199ZM45 172V171H44ZM50 172V171H49ZM57 172V171H56ZM185 172V171H184ZM225 172V171H224ZM223 172V173H224ZM227 172V171H226ZM225 172V173H226ZM65 173V172H64ZM85 173V172H84ZM188 173V172H187ZM197 173H199V172H197ZM215 173H214V175H215ZM51 174V173H50ZM50 174L48 175H46V173L44 174H42V178L39 180H36V181H44L45 182V184H48L49 183V178H51V176H50ZM177 174V175H176ZM185 174V173H184ZM204 174H206V173H204ZM226 174H228V173H226ZM74 175H76V174H74ZM147 175V174H146ZM149 175H147V176H149ZM166 175H168V173L166 174ZM171 175V174H170ZM188 175V174H187ZM190 175V174H189ZM203 175V174H202ZM201 175V176H202ZM207 175V174H206ZM213 175V176H214ZM37 176V175H36ZM50 176V177H49ZM119 176V175H118ZM198 176H200V175H198ZM216 176V175H215ZM52 177H53V175H52ZM180 177H181V175H180ZM190 177V176H189ZM192 177V176H191ZM35 178V177H34ZM64 178V177H63ZM152 177H150V179H151ZM205 178H207L208 179V176L206 177L205 176ZM210 178H212V176L210 177ZM197 179V178H196ZM215 179V178H214ZM54 180V179H53ZM99 180V179H98ZM110 180V179H109ZM137 180V179H136ZM51 181V180H50ZM112 181V180H111ZM200 181H201V178H200ZM199 181V182H200ZM210 181V180H209ZM213 180L211 179V181H210V183L212 182ZM222 181V180H221ZM223 181H224V178H223ZM60 182V181H59ZM113 182V181H112ZM117 182V181H116ZM148 182V181H147ZM202 182V181H201ZM203 182H207V180L206 181H203ZM36 183V182H35ZM38 183H40V182H38ZM57 183V182H56ZM75 183V182H74ZM130 183V182H129ZM141 183V182H140ZM150 183V182H149ZM151 183H153V182H151ZM213 183H216V182H213ZM225 183V182H224ZM42 184H43V182H42ZM41 184V185H42ZM65 184H66V182H65ZM112 184V183H111ZM154 184V183H153ZM152 184V185H153ZM218 184V183H217ZM89 185V184H88ZM102 185V184H101ZM143 185V184H142ZM148 185V184H147ZM191 185V184H190ZM202 184H200V186H201ZM44 186V185H43ZM50 186L52 187V185L50 184ZM69 186V185H68ZM67 186V187H68ZM111 186V185H110ZM154 186V185H153ZM206 185H204L203 187L204 188H206L205 187ZM232 186V185H231ZM36 187V186H35ZM45 187V186H44ZM43 187V188H44ZM50 187V188H51ZM112 187V186H111ZM148 187H150V186H148ZM219 187V186H218ZM49 188V187H48ZM54 188V187H53ZM52 188V189H53ZM56 188V187H55ZM55 188L53 189V190H55ZM59 188V187H58ZM57 188V189H58ZM75 188V187H74ZM96 188V187H95ZM116 188V187H115ZM125 188V187H124ZM137 188V187H136ZM139 188V187H138ZM151 188V187H150ZM195 188V187H194ZM193 188V189H194ZM229 188V187H228ZM46 190H47V188H45ZM147 189V188H146ZM152 189V191H154V190H157V189H154V187H152L151 188ZM150 189V190H151ZM197 189V188H196ZM199 189V188H198ZM197 189V190H198ZM211 189V188H210ZM37 190V189H36ZM39 190V189H38ZM145 190V189H144ZM149 190V189H148ZM204 190V189H203ZM203 190H200V191H202L203 192ZM44 191V190H43ZM42 190H41V193L43 192ZM51 191V190H50ZM49 191V192H50ZM57 191V190H56ZM67 191V190H66ZM219 191H220V189H219ZM222 191H224V189L222 190ZM263 191H264V189H263ZM39 192V191H38ZM59 192V191H58ZM115 192V191H114ZM148 192V191H147ZM154 192H156V191H154ZM201 192V193H202ZM206 193H208L207 192V188H206V191H205ZM215 192V191H214ZM213 192V193H214ZM225 192H227V191H225ZM40 193V194H41ZM44 193H46V192H44ZM123 193V192H122ZM146 193V192H145ZM193 193V192H192ZM195 193V192H194ZM193 193V194H194ZM200 193V195H199V197H197V198H200V196L202 195ZM204 193V192H203ZM210 193V192H209ZM216 193V192H215ZM43 194V193H42ZM51 194V193H50ZM68 194V193H67ZM92 194V193H91ZM99 194H100V192H99ZM129 194V193H128ZM190 194V193H189ZM199 194V193H198ZM219 194V193H218ZM255 194V193H254ZM71 195V194H70ZM82 195V194H81ZM87 195V194H86ZM147 195V194H146ZM192 195V194H191ZM220 195V194H219ZM226 195V194H225ZM262 195H263V193L261 194H255L254 196H253V200H254V203L252 204V205H250L249 207L247 206V208H248V213H247V215H248V218H252V217H256L257 219H261V220H263L264 221V207L261 205L262 204V202H263V199H262ZM61 196V195H60ZM138 196V195H137ZM193 196V195H192ZM195 196V195H194ZM207 196V195H206ZM210 196H211V194H210ZM221 196V195H220ZM248 196V195H247ZM246 196V197H247ZM45 197V196H44ZM51 197V196H50ZM89 197H91V196H89ZM196 197H194V198H196ZM212 197V196H211ZM155 198V197H154ZM197 198H196V200H197ZM204 198V197H203ZM218 198V200H219V197H217ZM216 198V199H217ZM39 199V198H38ZM46 199V198H45ZM55 199H56V197H55ZM100 199V198H99ZM122 199V198H121ZM187 199V198H186ZM191 200H192V198H190ZM202 199V198H201ZM208 199V198H207ZM206 199V200H207ZM221 199V198H220ZM223 199V198H222ZM50 200V199H49ZM116 200V199H115ZM123 200V199H122ZM191 200H189V201H191ZM198 200H200V199H198ZM197 200V201H198ZM42 201V200H41ZM51 201V200H50ZM58 201V200H57ZM56 201V202H57ZM66 201V200H65ZM92 201V200H91ZM157 201V200H156ZM155 201V202H156ZM186 201V200H185ZM188 201V200H187ZM46 202H49L48 201V199L46 200ZM54 202V201H53ZM82 202V201H81ZM182 202V203H181ZM203 202V199H202V201H201V203ZM45 203V202H44ZM43 203V204H44ZM60 203V202H59ZM95 203V202H94ZM157 203V202H156ZM191 203H193V202H191ZM200 203V202H199ZM206 203V202H205ZM211 203V202H210ZM215 203V202H214ZM214 203H213V205H214ZM49 204V203H48ZM61 204V203H60ZM93 204V203H92ZM113 204V203H112ZM116 204V203H115ZM182 204V205H181ZM189 204V203H188ZM197 204V203H196ZM196 204H192L193 205V208H194V206L196 205ZM45 205H46V203H45ZM44 205V206H45ZM157 205V204H156ZM168 204H167V206H169ZM171 205V206H172ZM201 205V204H200ZM209 205H211V204H209ZM209 205H208V211H209ZM48 206V205H47ZM49 206H51V205H49ZM94 206V205H93ZM103 206V205H102ZM110 206V205H109ZM119 206V205H118ZM158 206V208L160 209V207H159V205H157ZM186 206V205H185ZM190 206H191V204H190ZM189 206V207H190ZM204 207L206 206V205H203ZM202 206V207H203ZM212 206V205H211ZM84 207V206H83ZM106 206H103V208H105ZM166 207V206H165ZM199 207H201V206H199ZM201 207V208H202ZM202 208V209H205V208ZM207 207V206H206ZM213 207H215V205L213 206ZM213 207H212V209H213ZM221 207V206H220ZM57 208V207H56ZM55 208V209H56ZM60 208V207H59ZM91 208H92V206H91ZM152 208V207H151ZM170 208H172V207H170ZM195 208H197V207H195ZM201 208H198L199 210L201 209ZM217 208V207H216ZM49 209V208H48ZM85 209V208H84ZM97 209V208H96ZM107 209H108V207H106V211H107ZM174 208H172V210H173ZM183 209V208H182ZM182 209H180V211L182 210ZM191 209V208H190ZM101 210H104V209H101ZM142 210V209H141ZM157 210V209H156ZM192 210V209H191ZM199 210L197 211V212H199ZM240 210H242V208L240 207V208H236V207H234V206H230V205H226L224 208H221V210L219 211V210H213V211H211V213H207L208 215L209 214H212L211 216H212V218L214 219V220H218L219 218H221V217H219L220 215H222V216H228V217H231V218H233L234 216H236V215H238L239 214V212H240ZM69 211V210H68ZM79 211V210H78ZM106 211L105 212H102V211H100V212H102V213H106ZM133 211V210H132ZM159 211V210H158ZM157 211V212H158ZM176 211H178V210H176ZM176 211H175V213H176ZM204 211V210H203ZM42 212H44V211H42ZM51 212V211H50ZM49 212V213H50ZM108 212V211H107ZM112 212V211H111ZM165 212V211H164ZM179 212V211H178ZM185 212V211H184ZM194 212H196V210L194 211ZM194 212H193V214H194ZM202 212V211H201ZM204 212H206V211H204ZM54 213H55V211H54ZM57 213V212H56ZM108 213H110V212H108ZM146 213V212H145ZM155 213V212H154ZM159 213V212H158ZM47 214L48 213H46L44 216L45 217H47ZM143 214V213H142ZM164 214V213H163ZM167 214V215H166ZM184 214V213H183ZM190 214H191V212H190ZM207 214L205 215V217L207 216ZM43 215V214H42ZM55 215L56 214H54V218H55ZM93 215V214H92ZM113 215V214H112ZM111 215V216H112ZM120 215V214H119ZM128 215V214H127ZM169 215H170V213H166L165 212V216L166 217H168V219H169ZM181 215V214H180ZM195 215V217H196V215L197 214H194ZM199 215L200 214H198V218H200L199 217ZM203 215V214H202ZM204 215H203V217H204ZM51 216V217H52ZM85 216V215H84ZM89 216V215H88ZM94 216H96V215H94ZM101 216H103V214L101 215ZM152 216V215H151ZM164 216V217H165ZM225 216V217H226ZM49 217H50V215H49ZM48 217V218H49ZM58 216L56 215V218H57ZM63 217V216H62ZM114 217V216H113ZM186 217V216H185ZM188 217H190V216H188ZM224 217V218H225ZM59 218H61V217H59ZM65 218V217H64ZM94 218V217H93ZM175 218V217H174ZM190 218H193L192 216L190 217ZM189 218V219H190ZM208 218H209V216H208ZM207 218V219H208ZM77 219V218H76ZM120 219H121V217H120ZM184 219V218H183ZM205 219V218H204ZM211 219V218H210ZM210 219H209V221H210ZM223 219V218H222ZM44 220V219H43ZM125 220V219H124ZM166 220V219H165ZM192 220H194V219H192ZM196 220V219H195ZM198 220V219H197ZM202 219H200V222H202L201 221ZM214 220H213V222H214ZM216 220V221H217ZM220 220V219H219ZM45 221V220H44ZM47 221V220H46ZM130 221V220H129ZM134 221V220H133ZM146 221H148V220H146ZM159 221V220H158ZM170 221V220H169ZM173 221V220H172ZM183 220H181V222H182ZM184 221H186V220H184ZM183 221V222H184ZM188 221V220H187ZM204 221V220H203ZM250 221V220H249ZM49 222H51V221H48V224H46V227H48L49 226ZM65 222V221H64ZM70 222V221H69ZM89 222V221H88ZM156 222V221H155ZM191 222V221H190ZM207 222V221H206ZM47 223V222H46ZM164 223V222H163ZM193 223H195V222H193L192 221V224ZM57 224V223H56ZM118 224V223H117ZM122 224V223H121ZM207 224H208V222H207ZM54 225V223H52V225L51 226H53ZM62 225V224H61ZM131 225V224H130ZM158 225V224H157ZM170 224H168V226H169ZM183 225H185V223L183 224ZM187 225V224H186ZM189 225V224H188ZM196 225V224H195ZM198 225V224H197ZM199 225H200V223H199ZM204 225V228H205V225L206 224H203ZM208 225H210L211 226V224L209 223ZM109 226V225H108ZM149 226V225H148ZM202 226V225H201ZM97 227V226H96ZM140 227V226H139ZM187 227V226H186ZM193 227H196V226H194L193 225ZM221 227V231H220V239H221V242H222V244H221V251H220V253H219V256L220 257H223L224 256V258L223 259H225V255H223L224 253H229V252H231V253H234L235 255H237V254H241L242 253V255H240L241 257H243L244 258V255L246 254V252L244 251V249L247 247V246H245V244L247 243V242H250L251 241V239H248V238H244V239H241L239 236L240 235H243L244 237H248V236H251V232H252V226H251V224L250 223H248V222H244L242 225L241 224H237V225H234V226H232L231 224H229V222H225V223H223L222 224V226H220ZM43 228V227H42ZM53 228V227H52ZM62 228V227H61ZM67 228V227H66ZM66 228H65V230H66ZM135 228V227H134ZM170 228V227H169ZM171 228H173V224L171 225ZM180 228V227H179ZM204 228H203V231H202V233H207L208 232V230H207V232H204ZM210 228V227H209ZM47 229H49V228H47ZM54 229V228H53ZM118 229V228H117ZM153 229V228H152ZM183 229V228H182ZM186 229V228H185ZM190 229H193L192 227H190ZM189 228H188V230H190ZM195 229H197V228H195ZM195 229L193 230L194 232H197V231H195ZM198 229H199V227H198ZM208 229V228H207ZM46 230V229H45ZM50 230V229H49ZM121 230V229H120ZM162 230V229H161ZM167 230H168V228H167ZM46 231H48V230H46ZM75 231V230H74ZM150 231V230H149ZM169 231V230H168ZM182 231V230H181ZM191 231V230H190ZM199 231L201 232V230L199 229ZM49 232V231H48ZM52 233L51 234H53L54 232H53V230L51 231ZM65 232V231H64ZM67 232H68V230H67ZM130 232V231H129ZM155 232V231H154ZM162 232V231H161ZM176 232V231H175ZM178 232V231H177ZM180 232V231H179ZM46 234H47V232H45ZM45 233H44V236H45ZM55 233H57V232H55ZM63 233V232H62ZM73 233V232H72ZM107 233V232H106ZM141 233V232H140ZM153 233V232H152ZM183 233V232H182ZM184 233H187V234H190L189 236H193V234H191L189 231L187 232V230H186V232H184ZM210 233H212V232H210ZM219 233V232H218ZM59 234V233H58ZM142 234V233H141ZM157 234V233H156ZM161 234V233H160ZM164 234V233H163ZM197 234H198V232H197ZM200 234V233H199ZM197 235V236H199L200 237V235ZM48 235V234H47ZM50 235V234H49ZM48 235V236H49ZM69 235H71V234H69ZM111 235V234H110ZM159 235V234H158ZM166 235V234H165ZM177 235V234H176ZM179 235V234H178ZM203 235V234H202ZM214 235V234H213ZM217 235V234H216ZM52 236V235H51ZM67 236V235H66ZM123 236V235H122ZM141 236V235H140ZM150 236V235H149ZM218 236V235H217ZM217 236H216V238H217ZM41 237V236H40ZM56 237V236H55ZM59 237V236H58ZM68 237V236H67ZM111 237V236H110ZM117 237V236H116ZM162 237H163V235H162ZM166 237V236H165ZM187 237H188V235H187ZM205 237V236H204ZM45 238V237H44ZM52 238H54V237H52ZM124 238V237H123ZM140 238V237H139ZM151 238V237H150ZM172 238H173V236H172ZM181 238H183V234H182V237ZM185 238H186V235H185ZM184 238V239H185ZM191 238V237H190ZM194 238V237H193ZM196 238V237H195ZM198 238V237H197ZM203 238V237H202ZM51 239V238H50ZM57 239H59V238H57ZM82 239V238H81ZM122 239V238H121ZM127 239V238H126ZM171 239V238H170ZM188 239V238H187ZM211 239V238H210ZM210 239H209V241H210ZM46 240V239H45ZM100 240V239H99ZM145 240V239H144ZM143 240V241H144ZM201 238H200V240H199V242H201ZM48 241H49V239H48ZM47 241V242H48ZM66 241H68V240H66ZM72 241V240H71ZM147 241H148V238H147ZM147 241L145 242V244L147 245ZM159 241V240H158ZM180 241H182V240H180ZM203 241H204V239H203ZM214 241H216L215 239H214ZM45 242V241H44ZM186 242V244H187V241H185ZM184 242V243H185ZM189 242V241H188ZM194 242H196V244L198 243V240H196V241H194ZM43 243V242H42ZM51 243V242H50ZM54 243H55V241H54ZM61 243V242H60ZM97 243V242H96ZM152 243V242H151ZM202 243L203 242H201V245H202ZM214 243V242H213ZM46 244H49V243H45V246H47ZM93 244V243H92ZM138 244V243H137ZM156 244V243H155ZM169 244V243H168ZM196 244H195V246H196ZM217 244V243H216ZM50 245V244H49ZM52 245V244H51ZM55 245V244H54ZM59 245V244H58ZM99 245V244H98ZM165 245V244H164ZM181 245V244H180ZM188 245V244H187ZM190 245H191V243H190ZM213 245H215V244H213ZM100 246H101V244H100ZM148 246H151L150 245V243H148ZM163 246V245H162ZM161 246V247H162ZM182 246V245H181ZM181 246H180V248H181ZM184 246H186V245H184ZM189 246V245H188ZM199 246V245H198ZM198 246H196V247H198ZM205 246V245H204ZM56 247V246H55ZM55 247H53V248H55ZM61 247V246H60ZM194 247V246H193ZM200 248L201 247H203V246H199ZM206 247H207V245H206ZM210 247V246H209ZM216 247V246H215ZM46 248V247H45ZM49 248V247H48ZM65 248H67V247H65ZM102 248V247H101ZM108 248H109V246H108ZM155 248V247H154ZM170 248V247H169ZM184 248H187V247H184ZM189 248H191V247H189ZM195 248V247H194ZM193 248V249H194ZM200 248H197V249H200ZM214 248V247H213ZM43 249V248H42ZM60 249V248H59ZM64 249V248H63ZM74 249V248H73ZM82 249V248H81ZM92 249V248H91ZM131 249V248H130ZM135 249V248H134ZM139 249V248H138ZM161 249V248H160ZM160 249H158V250H160ZM164 249V248H163ZM162 249V250H163ZM175 249V248H174ZM188 249V248H187ZM192 249V248H191ZM202 249H204V248H202ZM46 250H47V248H46ZM56 250V249H55ZM67 250V249H66ZM65 250V251H66ZM86 250V249H85ZM143 250V249H142ZM157 250V249H156ZM157 250V251H158ZM175 250H177V249H175ZM42 251V250H41ZM45 251V250H44ZM59 250H56V252H55V254L58 252ZM64 251V252H65ZM123 251V250H122ZM166 252V249H164L163 250V252ZM168 251H169V249H168ZM173 250H171L170 252L171 253H173L172 252ZM180 251H181V249H180ZM179 251V252H180ZM207 251V250H206ZM205 251V252H206ZM210 251V250H209ZM208 251V252H209ZM215 251V250H214ZM214 251H213V249H212V251H210V252H213L214 253ZM54 252V251H53ZM63 252V251H62ZM68 252V251H67ZM149 252V251H148ZM153 252H155V251H153ZM160 252L162 253V251L160 250ZM159 252V253H160ZM164 252V255L163 256H165V253ZM182 252V251H181ZM181 252H180V254H181ZM205 252H203V253H205ZM46 253V252H45ZM50 253H51V250H50ZM106 253H107V251H106ZM169 253V252H168ZM171 253H169V254H171ZM178 252H176L175 253V251H174V254H177ZM183 253V252H182ZM184 253H185V251H184ZM192 253V252H191ZM213 253H212V255H213ZM42 254V253H41ZM49 254V253H48ZM95 254V253H94ZM105 254V253H104ZM150 254V253H149ZM197 255H198V253H196ZM207 254H210V253H207ZM215 254H218V253H215ZM214 254V255H215ZM47 255V254H46ZM160 255V254H159ZM162 255V254H161ZM166 255H168V254H166ZM172 256H173V254H171ZM185 255V256H184ZM191 255V254H190ZM193 256L195 255V254H192ZM205 255V254H204ZM204 255H203V257H204ZM51 256H53V255H51ZM56 256V255H55ZM60 256V255H59ZM59 256H57V257H59ZM150 256H151V254H150ZM154 256H156V255H154ZM180 256V255H179ZM183 257H186V254H183L182 255ZM48 257H49V255H48ZM65 257V256H64ZM118 257V256H117ZM168 257H169V255H168ZM171 257V256H170ZM169 257V258H170ZM176 257H177V255H176ZM189 256L187 255V257L186 258H188ZM195 257H197V256H195ZM198 257H199V255H198ZM202 257V258H203ZM208 257V256H207ZM212 257V256H211ZM44 258V257H43ZM149 258V257H148ZM164 258V257H163ZM177 258H179V257H177ZM182 258V257H181ZM192 258V257H191ZM242 258V259H243ZM47 259H49V258H47ZM53 259V258H52ZM100 259V258H99ZM109 259V258H108ZM196 259V258H195ZM197 259H200V258H197ZM207 259V258H206ZM205 259V260H206ZM106 260V259H105ZM114 260V259H113ZM193 260H194V258H193ZM214 260V259H213ZM87 261V260H86ZM166 261V260H165ZM241 261V260H240ZM105 262V261H104ZM130 262V261H129ZM153 262H155V263H157L156 261H153ZM182 262V261H181ZM194 262V261H193ZM193 262H192V264H193ZM199 262V261H198ZM197 262V263H198ZM202 262V261H201ZM209 262L210 263H212L211 262V259L209 260ZM261 262H263V259H261ZM76 263V262H75ZM114 263V262H113ZM167 263V262H166ZM203 263V262H202ZM215 263V262H214ZM244 263V262H243ZM264 263V262H263ZM138 264H139V262H138ZM153 264V263H152ZM179 264V263H178ZM189 264H191L190 262H189ZM205 264H209L208 263V261L206 262L205 261ZM231 264V263H230ZM233 264H240L239 262H236V263H233Z\"/></svg>",
	"mask_w": 264,
	"mask_h": 264
}]
</instances>
